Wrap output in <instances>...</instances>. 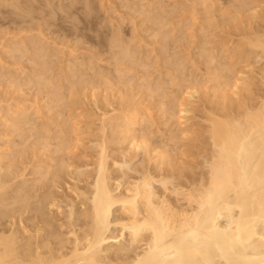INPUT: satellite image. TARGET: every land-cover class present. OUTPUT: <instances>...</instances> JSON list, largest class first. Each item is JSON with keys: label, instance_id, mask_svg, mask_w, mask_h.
Listing matches in <instances>:
<instances>
[{"label": "bare ground", "instance_id": "obj_1", "mask_svg": "<svg viewBox=\"0 0 264 264\" xmlns=\"http://www.w3.org/2000/svg\"><path fill=\"white\" fill-rule=\"evenodd\" d=\"M19 1H21V0H19ZM19 1H18V6H19ZM180 1L182 2V0H180ZM195 1H194V3H195ZM230 1H232L231 4L234 7L233 9L234 10L236 9L238 14H239V12L240 13L245 12L244 10L246 8H249L250 11H252V8H250L252 6L251 3H253V5L255 7H257L254 3L257 0H254V2L251 0H230ZM258 1H262V0H258ZM12 2L15 3L16 0H14V1L12 0ZM71 2H74V1L72 0ZM153 2H155V1H153ZM156 2H157V0H156ZM159 2H160V0L157 2V4ZM161 2H162V0H161ZM181 2L179 3L180 5H181ZM203 2H201V0H200V4H199L200 8L202 7V5H204V4H202ZM263 2H264V0H263ZM194 3L192 0V4H194ZM214 3H212V4H214ZM217 3H215V4H217ZM136 4L137 3L133 4V6ZM190 4H191V0H190ZM231 4H229V7ZM256 4H258V2ZM261 4H262V2H261ZM76 5H77V1H76ZM144 5L142 8H145L146 5L148 7L150 6L149 4H146L145 6ZM70 6L72 7V3L70 4ZM86 6H87V4L85 5V8H86ZM154 6H157V7H155V9L157 8L158 10H160L159 9L160 6H159V8H158V5H154ZM164 6H165V4L164 5L161 4L162 9L160 10V13H162L163 8H164V10L166 9V7H164ZM169 6H170V4H169ZM173 6H175L174 2H173ZM16 7H17V4H16ZM22 7H24V5ZM27 7H30V5H27ZM71 7H69V8H71ZM89 7H90V5H89ZM128 7H130L129 4H128ZM151 7H152V5H151ZM177 7L175 10H178L179 7H181V6H179L178 9H177ZM194 7H196V5L193 6V9L191 8L192 11L194 10V13L198 11V13H199L200 8H199V10L197 9V11H195ZM197 7H198V4H197ZM214 7H213V9H214ZM255 7H253V8H255ZM135 8H136V6H135ZM168 8L170 9V7H167V9ZM138 9L139 8H137V10ZM146 9H148V8L146 7ZM149 9H151V8H149ZM149 9H148V11L146 10L145 13H144L145 9L141 10V11H143V15H145L146 13L148 14ZM224 9H225V7L223 8V11H224ZM259 9H261L260 5H259V8L257 7L258 12H260ZM24 10H25V8H24ZM59 10L61 11L62 9L59 8ZM73 10H74V8H73ZM89 10H90V8L88 9V11ZM134 10H136V9H134ZM203 10H204V7H203ZM209 10H211V9H209ZM216 10L217 9H215V14H217ZM221 10H222V8H221ZM255 10H256V8H255ZM32 11H33V9H32ZM36 11H37V9H36ZM48 11H49V9H48ZM132 11H133V9H132ZM226 11L228 12L227 8H226ZM229 11H231V10H229ZM246 11H247V9H246ZM22 12H23V10H22ZM63 12H64V10H63ZM79 12H80V10H79ZM138 12H140V11H138ZM156 12H157V10L156 11L154 10L155 14H152V16H151V13H153V11H151V13L149 12V14H150L149 17L151 16V19L149 18L145 21H148V22L152 21V24L157 22L156 27L157 28L159 27V30H160L159 32H157V34H158L161 32V27L164 24H165L164 30L167 28L166 27L168 25L167 22H169L167 15L169 14V12H170V14H172V12H171V9L168 13L166 10L165 13H167V15L165 16V18L167 17V20H166L167 22L164 21L165 23L163 22V20H165V18H164L165 14L162 17V14L160 15L158 12L157 13ZM188 12H189V10H188ZM205 12L206 11L204 10L202 14H199V15L197 14L198 17H201V16L203 17L205 15ZM227 12H225V13L227 14ZM57 13H59V12H57ZM83 13H84V11H83ZM85 13H86V11H85ZM91 13H90V15H91ZM212 13H214V11H212ZM234 13H236V12H234ZM246 13H247V18H248V12H246ZM254 13L256 14L257 11ZM262 13H264V12H262ZM23 14H24V12H23ZM25 14H27V13L25 12ZM147 14H146L145 19L148 18ZM175 14H176V12H175ZM191 14L193 15V13H191ZM208 14L211 15L210 13H208ZM250 14H249V16H251V18L253 19L252 22L255 21L254 19H258V22L261 23L259 21V17L261 16L260 13H259V15H260L259 17H257L258 13H257V15H255V14H252L250 12ZM173 15H174V12H173L171 18H173ZM244 15H242V17ZM262 15L263 16H261L260 19H263L262 21H264V14H262ZM88 16H89V13H88ZM211 16H212V18L208 17L209 19H207V20L205 19V17L204 18L201 17L203 20L200 19L199 21L202 20L205 22V20H206L209 22V21H212V20L218 18V17L214 18L213 15H211ZM237 16H234L233 18H235ZM255 16H256V18H255ZM23 17H25V16H23ZM50 17H51V14H50ZM198 17H194V18H197V20H198ZM229 17H230V14H229ZM221 18H224V17H221ZM233 18H231V20H230L231 22H233ZM237 18L235 20L236 22H237ZM34 19L35 18H33V20ZM50 19H52V18H50ZM228 19H230V18H228ZM238 19H240V18H238ZM224 20H225V18H224ZM192 21H194V20L192 19ZM202 21H201V24L204 25L203 27L209 26V24H207V26H206L205 25L206 22L204 23ZM240 21H242V20L240 19ZM179 22H181V21H179ZM195 22L196 21H194V23ZM222 22H220V24H219L220 27L222 26V24H221ZM250 22H251V19H250ZM256 22H257V20H256ZM160 23H162V24H160ZM209 23L211 24L212 22H209ZM215 23H217V22H215ZM243 23H241V24H243ZM158 24H159V26H158ZM245 24H246V22H245ZM245 24L241 25V28L244 27ZM247 24H248V25H246L247 30L244 29L245 31H243V29H241V28H240L241 30L240 29L238 30L240 22H239V25L237 24L238 33L240 31L241 33H239V35H240V37L241 36H243V37H241V39L239 38V42H242V43L240 44L238 42L239 45L236 46V49L233 48L232 51L231 50L228 51L229 46H227L228 50H225L226 49V46H225L226 43L225 42H227V41L224 42L225 38L223 39V42H224L223 44H225L224 45V51H223V54H222V51L220 53L224 57L221 56L220 58H222V60L225 59V61L227 58V60H229V61H226V63L228 62V64H225V62H224V65L222 62L220 67H223L224 70H222V68H221V70L219 72H220V74L223 72H225V73L228 72V75H224L225 74L224 73V74H222L223 76H221L218 72V74L220 76L218 75L217 77H215L213 74V76H211V77H214L213 80L214 81L216 80V83L218 81L219 84H220V80H223L221 82L225 81V83L221 84V87H222V85L224 87V84H225L226 88L224 87L223 89H221L219 87L218 83H217L218 87H216L215 85H214V87L210 86L211 89L212 88L214 89V92L217 88L221 89V90L219 89L220 91H222L221 94H220V91H218V90L217 91L220 95V99H218V100L222 101V103L220 102L221 105H218V107L221 106L220 108H215L214 110L210 111L208 113L209 114L208 118L206 117L207 120H205V121L208 122L207 128L205 126V128L207 129L205 132L206 133L205 136H206V140H207L206 144H205L206 147L204 150H202L201 153L199 152L200 151L199 148H198V150H199L198 153H197V149H195L196 153H197L196 156L194 154H193L194 156L191 155L192 153L189 152L191 150L190 147H189L190 150L188 152L185 151L186 148L183 150V148L185 146L188 147V145H186V143H185V145L183 143H182L183 145L181 144L183 146L182 150H181V148H178L177 143H178V145L180 144L179 142L181 140L179 141V138L182 137L180 132H179V134L181 137H179V134L176 133L178 135V137H176L177 135L175 137L178 139L175 140V138H173L175 142H174V150H171L172 152L168 151V149L165 150L164 148H163L164 150L163 149L159 150L158 149L159 147L157 145L156 146L158 148H156V149L149 150V147L147 149V146H149L148 144L151 141H149V143H148L146 141L147 138H145V136H146V134H148L149 136L148 135L147 136L151 137L150 134H152V133H150V132L144 133L142 131L140 132V130L138 128H139L140 124L142 127L143 123H141V122L146 123V121H148L147 123H149L150 125L151 124L154 125V123H150L151 118L148 119V117L146 116L147 117V120H146L145 115L139 113L140 112V110L138 108L139 107V102H138L139 97L137 98L138 103H136V101L134 100L135 98L133 99V96L130 95V93H129V95L132 96V99L135 101V104H137L138 107L135 105V108L138 109L139 112L136 113L134 111V113H132V111H133V107L131 106L132 104L128 105L132 108V111L130 109L131 115H129V117L128 116L123 117L124 115L122 117L121 116L115 117V119L117 118L118 121L119 120L123 121L121 124H120V122H118L119 125H116V126H113V124H112L115 122V120H114V117H110L111 115L108 114L109 110L106 112L109 116L102 112V114H103L101 116L102 118L98 115V113H96L95 117L99 116L98 118H101V123L98 121L99 126L96 125L97 127H100L99 132L101 130L100 134H97V137L94 138L96 143L93 141V138H91L92 144H93V142L95 143L94 151L96 150L95 151L96 155L94 157H92V151H93V149H92L93 147H92L91 148L92 149L91 156H89V158L90 159L94 158V159L92 160V162H90L91 166H83L84 169L86 167H88V168L91 167L88 169L89 171L88 170H87V172H81V171L78 172L77 171V172H75V174H73V171H75V169L81 170V168H82L79 165V169L75 168L76 167L75 166L74 167L75 169L73 171L71 170V169H73V167L71 165L73 163V161H71V160L74 159V156L72 154L74 153V155H75V153H76L75 151H78L80 149V147H81V149L84 148L80 145H83L82 140H83V142H85V140L82 139V137L84 138L85 136L83 135L81 137L79 134L80 133L79 131L81 130L84 132L85 128H89V127L92 128V125L90 126V124H89L88 125L89 127L86 126L83 128L84 129L83 130V129H81V126H76V125L73 126L72 122H71L72 125L69 123L71 125L70 126L68 124V121L65 120V121H62L64 123H62L60 121L63 124V126L59 125L60 122L58 123V125L60 127L62 126L61 129L58 128L57 131H53L51 129V123L48 124L44 120H41L43 122V126L34 128V125H33L34 123H33L32 114H31L32 111L28 112L31 110L30 108H28V111L25 109L27 107V105H29V102L27 101V99L23 98L24 92L22 93V98L24 99V102L23 103L21 102V103L23 105L25 103V100H26V102L28 104L25 103V105H26L25 108L20 107L19 106L20 103L15 104L17 106H14L13 103L14 102L16 103V101H13L12 104H9L10 101L9 102L7 101V103L9 104L8 105L7 103H5L4 98L2 97V96H4V94L1 95L3 100H0V124L1 123L5 124V126L2 125V127L4 128L3 130L5 131V127H6V125H8V129H9V127H12V129L10 128V131L13 130V128H15V129L17 128L19 131L22 128L23 131H21V133L24 134L27 130H29L28 126L29 127L31 126L30 127L32 129L31 133L33 132L31 137H36V138H35V140H33L34 144H31L30 152L28 149V154H27V149L25 150L26 153L23 152V155H21V153H19V149H16V152H14V153L15 154L19 153L20 155L18 154V156H20V157L16 160L14 159L15 161L10 159V155H9V154H11V152L9 153V150L12 148L11 147L12 145L8 146L7 152L9 154L7 156V155H5L6 153H4L6 151V149L4 151L2 144H1L2 149L0 148V264H215L216 258H223V259H225V261H227L228 264H264V68L258 69L260 71L257 70L261 75L262 84H260V85H261L262 89H261V87L258 89V90H260V89L261 90L258 93L256 92L257 93L256 95L254 94L255 97H253V94H252V89H253L252 82L253 81H250L251 84L249 83V79H251V78L244 77L246 75V73L242 69H240V70L238 69L239 72L236 71L237 69L234 70L236 60L240 61L241 59L250 58L252 55H253V58H257L259 60L258 61L255 59L256 61L264 62V22L261 23L262 24L261 26L259 25L260 27L257 26V28L254 27L253 29L249 28V27L253 26L252 24H251V26H249V22ZM149 25H150V23H149ZM188 25H189V23H187L186 27ZM191 25H192V23H191ZM153 26H155V25H153ZM153 26H152V28H154ZM211 26H213V23ZM218 26H216V27H218ZM224 26H225V24H224ZM37 27H38V25H37ZM234 27H236V25H234ZM35 29L36 28H34V30ZM175 29H173L174 31L172 33L175 32ZM209 29L210 28H208V31H210ZM231 29H233V28L231 27L230 30ZM162 30H163V28H162ZM183 30H182V32H183ZM217 30H218V28H217ZM228 30L226 31L227 32L226 34L230 35L231 32L229 33ZM30 31H31V29H30ZM50 31H51V28H50ZM115 31H116V29H115ZM118 31H119V28H118ZM120 31H122V29ZM26 32H28V31H26ZM36 32H38V31H36ZM40 32H42V30H40ZM20 33H22V31ZM33 33H34V31H33ZM153 33H152L151 37H153ZM155 33H154V37L156 36L155 38H157L158 35H156ZM208 33L209 32H207V35H208ZM214 33H216V32H214ZM236 33H237V31H236ZM27 34H30V33H27ZM110 34L112 35V32ZM119 34H120L119 32L117 34H113L114 36H113L112 40L109 39L111 37V36H109L108 39L111 40V42H110V45L107 46V48L111 49V51L113 49L118 51V49H116V48H121V50H122V52H120V51L116 52L115 54L116 55L119 54V57H115L116 56L115 55L114 56L115 60L111 61L112 62L111 65L114 66V69H112V70H114L115 73L117 72V75L115 74V76H117L118 78L120 76V72H118V71L122 69V67H120L119 70L117 69L118 65L120 64V61L123 63V61L126 60L125 58L127 56L131 55L130 51H129V47H130V50H132V47L130 46L129 43H127L129 45L128 48H126L127 46L125 47L126 43H124V46H123V44H122L123 35L121 36V38H122V41H121L118 37ZM168 34H169V32H168ZM203 34H204V32H203ZM39 35L41 37V34H39ZM43 35H42L43 36L42 40H44V37H45V34H43ZM202 35H199V37H198L195 34V36H197V38H200V39H201ZM191 36H190V38H191ZM204 36H206V34H204ZM209 37L212 40L213 36L212 37L209 36ZM226 37H229V36H226ZM26 38H27V36H26ZM158 38L160 39V36ZM161 38L163 40L166 39V41H167V38H169L167 35V30L165 31V33H162ZM213 38H215V37H213ZM220 38L222 39L221 36H220ZM221 39L217 40V38H216L217 41H221ZM234 39H235V37L233 38V40L231 37V40L235 42ZM39 40H41V39L39 38ZM133 40H134V38H133ZM133 40L130 39V43ZM150 40H152V39H150ZM153 40H156V39H153ZM207 40H209V39H207ZM20 41H22V40H20ZM37 41L38 40H36L35 36L32 38V40L30 38V42L33 45V47L28 43L29 44L28 46H31V48L30 47L28 48V49H30L28 51H27V48L24 47L27 45H24V43H23L24 41H23L20 44V46L22 47V44H23L24 49L20 48V50L23 49V51H24L26 49V51H24L23 55L25 56V53L28 52L27 55L29 56V54H30L29 57H31V52H32L33 53L32 59H30V60L27 59L26 61L30 62L29 65H31V67L33 65H35V66H38L39 68H41V70H42V67H44V70H43V72L42 71L39 72L40 70L38 72L37 71L34 72L35 68H37V67L34 68V66H33L34 71L32 70V72H31L33 74H30L31 77H33V78L30 77L31 79L29 78L30 81H28L26 79L27 77L26 78L24 77L26 82L21 81V83H20V81H19L20 84H18L17 86L20 88V85L22 84L21 88H25V86L28 87V85H29V86H33L32 90L35 87V89H37V91L39 90L38 88H40V89L43 88V91H46L45 90L46 87L53 84V92L52 93L50 92L51 94L49 93L50 95H52V97H51L52 99L50 100V104L52 106L51 102H53V104H55V102H56V104L61 102V105H62L63 102L65 103L64 99H66V95H64V93H66L67 91L65 92L64 87H62L64 89V90H62V88L58 85V81L60 82L62 79L64 80V78H65L64 83L66 81L67 83L70 84V86L72 85L71 87H73V86L75 87V86H77L76 84H78V86H79L80 84L83 83V82L82 83L78 82L79 80H76V79H78V77H79L80 80H82L84 77L82 78L81 76L77 75V73L79 71H76V68H75V70H74V68H73V70H72V68H70V67H72V65H69V64L74 63L75 62V59H74V62L68 61L69 62V64H68L69 65V69H68L69 72L67 74L65 73V72H67V69L65 70V72H64V70L62 71L60 69V71L62 73V74L60 73V76L63 74L65 76L63 75L64 78H62V79L60 78L61 80H58L56 82L57 85L54 84L55 82H53L54 81L53 78L57 75H54V77L51 76V79L49 78L50 80L47 79L46 76L48 74L50 75V72L52 71L50 69H49L50 71L49 70L47 71V68H49L48 66H50V68L52 69L51 65L54 64V63H52L53 61H51V59H49V57L51 58L53 56L47 57L46 55H51V53L48 54L49 51L46 50L47 53L44 54L43 49L40 48V47H44L43 45L45 44V42L43 41L44 42L43 45L41 44V46L38 48ZM124 41H126V40L124 39ZM127 41L129 42V40H127ZM168 41H169V39H168ZM205 41H206V39H205ZM205 41H204V44H205ZM213 41H215V40H213ZM54 42L56 43V41H54ZM141 42H140V44H141ZM175 42H176V40H175ZM39 43H41V42L39 41ZM150 43H151V41H150ZM218 43H221V42H218ZM228 43H229V41H228ZM36 44H37V46H36ZM148 44H149V42H148ZM170 44H171V42H170ZM206 44H207V42H206ZM211 44H212V42H211ZM211 44H208L205 46L207 47L210 45V48H211ZM230 44H231V42H230ZM17 45H19V44H17ZM161 45L163 46V43L160 44V46ZM213 45H215V43L212 44V47H213ZM46 46H47V42H46ZM173 46H174V44L172 45V47ZM181 46H183V44ZM201 46H204V45H201ZM216 46H217V43H216ZM234 46H235V44H234ZM168 47H170V45H168ZM4 48H5V46H4ZM135 48H136V46H135ZM135 48L133 47V50ZM178 48H179V46H178ZM217 48L215 47L216 51H217ZM222 48H223V46H222ZM17 49H19L18 46H17L16 50ZM32 49H34V50L31 51ZM48 49H49V46H48ZM140 49L141 48H139V50ZM150 49L153 50V48H150ZM219 49H218V52H219ZM16 50H14L15 53H17V52L19 53V51L16 52ZM133 50L131 51V53L132 52L134 53V51H135V53H137V51H136L137 49L134 51ZM156 50H157V48H156ZM202 50H203V48L200 50V52L198 50V53H201ZM206 50H205V53L202 52L201 54H199L200 57L197 54L196 55L197 58L198 57L201 58V56L203 54H206ZM211 50H213L212 52H215L214 48H211ZM12 51H13V49H12ZM12 51H11V53L10 52L9 53L12 54L13 53ZM29 51H31V52L29 53ZM208 51H210L209 48H208ZM71 52H73V51H71ZM90 52L93 53L92 50L89 51L88 53H90ZM120 53H121V56H120ZM146 53H148V51ZM159 53L161 55V51H159ZM159 53H157L158 56H159ZM164 53H165V51H164ZM216 53L214 54V56L216 55ZM234 53H236V55H235L236 60L234 59V55H233V57L231 56ZM107 54H108V52H107ZM168 54H170V53H168ZM208 54L209 53H207V55ZM23 55L21 52V59H18L20 56L18 57V55H17V57H18L16 59L17 64H15V65H19L18 61L22 60ZM139 55L140 54H138V56ZM142 55H143V59H140V61H144V63H145V60H147V62H149L147 59L148 55H146V59L144 58L145 55L144 54H142ZM164 55L162 53V57H160V58H162V60H165V58H166V57H164ZM219 55L220 54H218V60H219ZM136 56H137V54H136ZM171 56H173V55L171 54ZM171 56H170V58H171ZM196 56L194 55V57H196ZM67 57H68V55H67ZM97 57H98V55H97ZM114 57H112V58L114 59ZM134 57H135V55H134ZM157 57H155V58L157 59ZM176 57L178 58L177 55H176ZM180 57H181V55H180ZM205 57H206V55H205ZM26 58H27V56H26ZM47 58L49 59L50 62L45 69V66L48 63ZM88 58H89V56H88ZM93 58L94 57H92V59H89V60H93ZM100 58H101V56H100ZM100 58H98V61ZM109 58H111V56ZM177 58H176V60H177ZM156 59H154V60H156ZM172 59H173V57L171 58L170 61H172ZM180 59L181 58H179L178 64L176 63L177 66L174 64V60H173L172 64L174 65V67L176 66L177 68H178V65H180V67L182 66V69H183L184 64L181 65L180 62L183 61L184 59H182V60H180ZM208 59H209V61H208ZM76 60L78 62L79 59H76ZM89 60H88V63L90 64ZM96 60H97V58H96ZM131 60L134 61L133 64L135 63L134 64L135 68H133V70H137L138 67L136 68V65H137L138 59L136 60L135 58L133 59L132 57H130V61H128V58H127L126 62H128V65H129V63H131ZM135 60H136V62H135ZM154 60L152 62H149V63L153 64ZM159 60H158V62H159ZM176 60H175V62H176ZM215 60L216 59L213 58V55H211V52H210L209 56L206 57V60L203 58V61H206V62L208 61V63H203V64H212ZM218 60H216V62ZM233 60L235 62H233ZM165 61L167 62V60H165ZM186 61H183V63H186ZM239 61H237V64ZM248 61H250V59ZM86 62L87 61H85V64H86ZM107 62L109 63V61H107ZM113 62L116 64L114 65ZM229 62H230V64H229ZM65 63H66V65H65ZM65 63L63 65L68 66L67 62H65ZM93 63H94V61L92 62V64ZM97 63H99V62L96 61V65H97ZM100 63H102L101 59H100ZM122 63H121V66H123ZM159 63H161V62H159ZM189 63L191 65L193 64V63H191V60ZM240 63H242V62H240ZM138 64H140L139 60H138ZM162 64H163V62H162ZM217 64H216V66H218ZM77 65H78V67L79 66L83 67L84 64L81 66L80 63L79 64L77 63ZM77 65L75 63V65H73V67H76ZM107 65H106V68H107ZM125 65H126V63H124V66ZM156 65L153 64V67ZM169 65H171V64H169ZM245 65H246V62H245ZM65 66H64V68H65ZM85 66L87 67V65H85ZM98 66L99 65H97V67H96L94 64V65H92V68H94L96 70V69H98ZM100 66H101V64H100ZM100 66H99V71L101 72ZM129 66H127V68ZM138 66H140V65H138ZM151 66L152 65H150V68H151ZM165 66H166V64H164V66H162V68L165 69L166 68ZM209 66L210 65H208V67ZM216 66H214L213 69H212V67L210 68V69H212V70H210L211 73H217L215 71ZM78 67H77V70H78ZM146 67H147V70H145L146 68L144 69V67L142 65L141 70L144 69L145 71L148 72V69H150V68H148L149 66H146ZM159 67H160V64H159ZM193 67H195V64ZM263 67H264V63H263ZM28 68H30V67H28ZM92 68H91V70L90 69L89 70L87 69V70L91 71L92 74H95V71H94V69L92 70ZM108 68H110V67H108ZM130 68L132 69V67H129V71H130ZM172 68L173 67H171V70L173 71L174 68L173 69ZM184 68L185 69H183V70L181 69V71H183L182 72L183 75H184V72L186 70V67H184ZM248 69H247V71L249 72L250 69L249 70ZM254 69L255 68H252L250 73H252V71H253V74H254V71L256 72V70H254ZM12 70H14V69H12ZM20 70H26V68L25 69L21 68ZM165 70H167V69H165ZM178 70H179V68H178ZM207 70H209V69H207ZM213 70H214V72H213ZM241 70L244 72H241ZM14 71H13V75L10 76V79H11V77L14 78V73H15ZM85 71L83 72L84 74H85ZM99 71H97V72H99ZM123 71H125V70H123ZM156 71H158V69ZM172 71L171 72L168 71L165 78H167L168 73L170 74V76L172 74L173 76L171 77L169 83H171V86H172L173 82L175 83L176 82L175 80H177V86H176V83H175V86L177 87L176 89H178V87H179L178 83L179 82H178V79H176L177 75L175 76L176 78H174L175 80L173 79V82H171L172 78L175 75V74H173ZM187 71H188V69H187ZM210 71L205 72L206 75H208V74L210 75ZM19 72L23 73V71H19ZM47 72H48V74H47ZM121 72H122V70H121ZM125 72H122L121 75ZM248 72H247V75H248ZM25 73L27 74V71ZM25 73H24V75H25ZM88 73H90V72H88ZM101 73H102V75H101V77H102L104 73L103 72H101ZM128 73H130V72H128ZM165 73H166V71H165ZM259 73H256L257 74L256 77L259 75ZM0 74H2L4 76V80H5V76L6 77L8 76L6 74L4 75L3 73H1V71H0ZM45 74H47V75H45ZM84 74H82V76H84ZM126 74H127V72H126ZM147 74L144 73L145 76ZM180 74H181V72H180ZM192 74H193V72H192ZM16 75H17V73H16ZM51 75H52V72H51ZM86 75H87V73H86ZM98 75L100 76V73ZM98 75H97V73H96V76L94 75L95 77H94L93 81H95V78L98 79L97 78ZM108 75H109V73H107V77L106 76H104V77L109 79ZM162 75L163 74L161 73V75H160L161 77L158 76L159 80H156L157 82L158 81L160 82L161 79H164V75L163 76ZM209 75L207 77H209V81H210ZM249 75L248 76L251 77V74H249ZM21 76L23 77V74ZM60 76H58V77H60ZM127 76H128V74L126 75V77ZM139 76H141L142 77L141 79L143 80L142 72H141V75H139ZM58 77L55 78V81H56V79H58ZM91 77L93 78V75ZM101 77H99V78H101ZM104 77H103V79H105ZM123 77H124V75H123ZM256 77L253 76L254 79ZM19 78H21L20 74H19L18 79ZM24 78H23V80H24ZM92 78H89V76H88L87 81H85L86 78L84 79V81H85L84 85L86 86V90H85L84 85H81V87L79 86L80 90L83 89L84 91H86V92H83V96L82 95L80 96L82 100H83V97H86L84 94L87 93L89 95L88 92L91 91V89L89 88L88 85H90V87H91L90 83L92 82ZM120 78H121V76H120ZM133 78L134 77H132V79ZM148 78H149V76H148ZM180 78H181V76L179 77V79ZM184 78H185V75H184ZM194 78H196V75ZM8 79H9V77H8ZM16 79H14V80H15V83L17 84L18 79L17 80ZM74 79L77 82H73ZM88 79H91V81H88ZM108 79L105 80V82L107 81V84L104 85L105 88L107 87L108 82L110 81V79L109 80ZM136 79H137V77H136ZM152 79H154V78H152ZM185 79L190 80L188 76ZM191 79L193 80L192 76H191ZM133 80H132V82H133ZM142 80H141V82L143 83ZM145 80H147V79H145ZM184 80L183 81L181 79L179 80L182 82L181 84H183L185 82L183 84L184 86L182 85L184 91L181 90L182 86L179 87V88H181L180 93L181 92L186 93V94H184V95H186V98L184 100L182 99L183 101H185L187 99V92L186 91H188V98H190L191 96L193 98V96L195 94H198V95L200 94L199 90H200V88H201L200 86L202 84L205 86L208 83H210V82H207L208 80H205L207 82V84H205V82L204 83L202 82V84L200 85V83L198 82L199 79L198 80L196 79L198 82V87L195 85L197 82H194V84H193L194 87L195 88L197 87V89H195L194 87L192 88L193 85L191 84V82L193 83V81H190L189 82L190 85H189ZM259 80H260V78H259ZM118 81H120V80H118ZM130 81H131L130 79H129V81L127 80V84H125V85L132 87V85H130L132 82L130 84H128ZM149 81L151 82V78ZM12 82H14V81L12 80ZM12 82H11V84H13ZM105 82L103 80V84H105ZM211 82H212V79H211ZM23 83H28V84H25V86H23ZM31 83H32V85H31ZM61 83H62V85H64L63 82H61ZM61 83H60V85H61ZM110 83L113 85L112 81ZM110 83H109L107 88H109L111 90V87H112L111 91L117 90L116 89L117 85L115 88V87L111 86ZM135 83H134V85L137 86V84H135ZM138 83L140 84V81ZM152 83L153 82H151V86H152ZM214 83L215 82H213V84ZM92 84H93V88H94V85L96 86V90L95 89L92 90L93 92H91L90 96L93 97L94 100H96L97 94H98V96L101 94V93H99L100 88L97 90V87H100L103 84L100 86H98L99 84H94V82H92ZM123 84H124V82H123ZM185 84L186 85L188 84L187 87L190 86V88H192L191 92H189L190 88L185 90L186 89V88H184L186 86ZM210 84L212 85V83H210ZM14 85L15 84H13L10 87L13 88ZM125 85H124V87H125ZM165 85L167 86L168 83H165ZM165 85H163V87ZM66 86H67V84H66ZM78 86H77V88H78ZM104 86H102V87L105 90ZM109 86H111V87H109ZM119 86H122V85H119ZM140 86H141V84H140ZM140 86H138V87H140ZM153 86L149 87V88L147 86V88L144 89V93H145L146 89L149 90L150 88H152L151 92L154 93L157 88H155V90L153 92ZM36 87H38V88H36ZM68 87H69V85H68ZM71 87H69L68 90L74 89L73 92L74 93L77 92V89L75 90V88H71ZM142 87H143V84H142ZM163 87H161V88H163ZM87 88H89V89L87 90ZM107 88L104 92L102 90L103 93H105V92L107 94L109 93L108 95L105 93L104 97L102 96L103 100L100 96L101 100H99V101H102V103H104L106 101L109 102V100L112 99L111 98L112 95L114 94V92H110ZM136 88H135V90H136ZM254 88L256 89V86ZM25 89H27V88H25ZM130 89H132V88H130ZM193 89H195V90H193ZM211 89L209 88V90H211ZM213 89L211 90L212 92H213ZM16 90H17V88L14 89L15 92H16ZM32 90L30 89L29 92ZM166 90H167V92H166ZM166 90H165V92L168 94V92H170L172 89L170 91H168L169 89L167 87ZM17 91H19V90H17ZM37 91H36V93H38ZM43 91H42V89L39 91L40 95L43 94L42 93ZM49 91H51V89H49ZM49 91H47V92H49ZM97 91H98V93L95 94ZM119 91L121 92V89ZM119 91H118V93L115 92V94L117 96H122L119 94ZM127 91L125 93H127ZM158 91H159V87H158ZM163 91H164V89H163ZM217 91H216V93H217ZM73 92H72L73 98L72 97L70 98L71 91H69L66 100H68V97H69V99L76 101L75 95H77V93L74 95ZM133 92H134V89H133ZM159 92H161V91H159ZM159 92L157 93L158 95H159ZM172 92H173V90H172ZM172 92H170V93L172 94ZM6 93H7V91L5 92V96H7ZM9 93H8V95H9ZM27 93L28 92H26V95H27ZM92 93H93V96H92ZM14 94L15 93H12V98H13ZM80 94H82V93H80ZM115 94H114V96H115ZM157 94H155V96H158ZM160 94H161V96H163L162 95L163 93H160ZM176 94H178V93L176 92ZM181 94H183V93H181ZM19 95H21V94H18V96ZM136 95H139L138 92ZM143 95L146 96V94H143ZM150 95H151V93H150ZM172 95H174V94H172ZM184 95H182V96H184ZM18 96H17V99L19 100ZM78 96L79 95H77V97ZM126 96L128 97V95H126ZM161 96L159 97V99L161 98ZM9 97H11V95ZM32 97H33V95H32ZM34 97H36L35 93H34ZM87 97H89V96H87ZM163 97L165 99V95ZM166 97H168V96L166 95ZM174 97H176V96L174 95L172 98L170 96V99H173V100H171V101L168 100V101H170V103L167 102V104H169L168 107H170V110L173 109V111H174V108L177 106L176 108H178V109L181 108V110L179 112L186 113V115H187L188 111H187L186 107L188 105L184 104V103H183L184 105L182 103H179V105H177V103H178L177 100L179 97L176 98L177 100H175ZM235 97H237V99H239V100L236 101ZM6 98H5V100H6ZM119 98H116V96H115V99H117V101L123 102L122 108H123V110H125L127 100L125 102L124 99L126 97H124V95H123L124 101L121 100L122 97L120 98V100H119ZM23 99H22V101H23ZM49 99H50V97L48 98V96H47V99L45 100L46 103L49 102ZM104 99H105V101H104ZM132 99L129 101L132 102ZM168 99H169V97H168ZM7 100H8V98H7ZM30 100H32V99H30ZM77 100H78L77 104H78V102H79V104L82 103V101L80 103V99H77ZM84 100H86V99H84ZM89 100H90L89 103H91V102L94 103L93 100L90 99V97H89ZM113 100H114V97H113ZM113 100H111V101H113ZM41 101H43V100H41ZM111 101L108 104L111 105ZM117 101H116V103H117ZM161 101L162 100H160V102ZM180 101L181 100H179V102ZM183 101H181V102H183ZM216 101H217V98H216ZM37 102H38V100H37ZM107 102L104 103L105 107L107 106L106 105ZM141 102H142V98H141ZM17 103H18V101H17ZM31 103H32V101H31ZM69 103H70V100H69L68 104ZM72 103H74V102L72 101ZM96 103H97V101L95 102V104ZM113 103L115 104V102H113ZM113 103H112V106H114ZM185 103H187V102H185ZM5 104H7L8 106L7 105L5 106ZM33 104H34V102H33ZM50 104H49L50 113L52 114L53 110L57 109V108H55V106H54V108L51 107ZM70 104H69V106H74L73 109L75 110L76 104L75 103H74V105H70ZM97 104L100 105V102ZM124 104H125V106H124ZM133 104H134V102H133ZM36 105H34V106H36ZM67 105H66V108L64 105V108H65V111L67 109L66 117H67V119L70 120L72 117H69V115L74 116V113H73V115H71L72 113L70 112L71 114L69 113V115H67L69 110L73 111V109L71 107H70L71 108L70 109ZM93 105H92V107H93ZM152 105H154V104H152ZM185 105H186V107H185ZM39 106H41V104ZM39 106H38V108H39ZM62 106H56V107H58V111H57L58 114H60L59 109ZM83 106L85 107V105H83ZM108 106L106 108H108ZM128 106H126V109H128ZM141 106H142V104H140V107ZM162 106L165 107V104L164 105L162 104ZM5 107H8V108H5ZM28 107H31V105ZM41 107H45V103H44V106H41ZM78 107H80V105L77 106V109H78ZM86 107H87V105H86ZM100 107H101V105H100ZM117 107L118 106H116L115 110H117ZM120 107L121 106L118 107L117 112H119ZM145 107H143V110H145ZM148 107H149V105H148ZM51 108H53V109H51ZM94 108H95V106H94ZM110 108H111L110 112L112 111L113 115H114L115 110L113 111L112 107H110ZM122 108H120V110H122ZM135 108H134V110H135ZM176 108H175V110H176ZM182 108H184V109H182ZM98 109H100V108L98 107ZM98 109L95 108V111ZM101 109H102V107H101ZM104 109H102V110H104ZM164 109L167 111L166 108H164ZM61 110H62V108H61ZM79 110H80V108H79ZM5 111H7V113L11 116L10 117L6 113V115L9 116L8 122H9L10 118H13V120H11V122L14 121V123L9 124L6 121L7 116L5 115ZM26 111H27V114L29 113V116H26L27 114L25 115ZM41 111H42V113H43V111L47 112V110H43L42 108H41ZM65 111L63 109L62 112H64V114H65ZM95 111H94V113H95ZM128 111H127V115H128ZM130 111H129V114H130ZM185 111H187V112H185ZM39 112H40V110H38L37 114H39L41 116L42 114H41V112L40 113ZM77 112L79 113V111H77ZM104 112H105V110H104ZM170 112H172V111H169V113ZM50 113H48V114L50 115ZM145 113H146V111H145ZM165 113L167 114L168 112H165ZM35 114L36 113H34L33 116H35ZM58 114L55 113V115L59 117ZM123 114H124V111H123ZM61 115H62V113H61ZM78 115H80V113ZM173 115H175V112L173 113ZM4 117H6V120L4 119ZM41 117H40V119H41ZM54 117L55 116H53V119H54ZM149 117H150V115H149ZM159 117H157V118L159 119ZM170 117L173 118V116H170ZM45 118L47 119L48 117L47 116L45 117V114H44V119ZM65 118H63V119H65ZM76 118H77L76 123L78 125L81 124L78 122V120H79L78 116ZM76 118H75V121H76ZM82 118L80 116V119H82ZM92 118H94V117H92ZM53 119H52V123H53ZM58 119L63 120L60 117L57 119L55 117V122ZM49 120L51 121V119H49ZM96 120H97V118H96ZM35 121H36V117H35ZM75 121H74V124H75ZM38 122H39V118H38ZM81 122L84 123L85 121L81 120ZM108 123H110L112 126V132L116 130L117 135H119V136L121 135V137L118 136L119 139H117L118 137H116L117 140L116 139H113V140L111 139V141L109 140V138H108L109 136L107 137V131H106L107 126H109ZM39 125H42V124H39ZM53 125H55V124H53ZM86 125H87V123H86ZM25 126H27V130H26ZM64 126H65V128H63ZM66 126H67V128H66ZM111 126H109L110 129L108 128V131L111 130ZM146 126H147V129H146V127H145V129L148 130L149 127L147 124H146ZM2 127L0 126V130L2 129ZM23 127H25L26 131L24 130ZM56 127H57V123H56ZM97 127H95L96 130H98ZM8 129H6V131ZM53 129H54V127H53ZM118 129H121V131L119 130V133L117 132ZM180 130H181V128H180ZM15 131L17 132V130H15ZM15 131H13V132L16 133ZM148 131H151V130L149 129ZM5 132L3 133V131H2L3 134H5ZM94 132L97 133V131H94ZM112 132L110 134L108 133V135H110V138H111ZM153 132H154V130H153ZM141 133H142V136H141ZM155 133L156 132H154V139H155ZM12 134H13L12 132H11V134L9 133V135L11 137H12ZM17 134H19V133H17ZM27 134L30 135V130L27 132ZM27 134L22 135V137H24V138L26 136V139H24L25 143H23V141L20 140L21 143H23V145L19 143L20 144V145H18L19 147H21V145L24 146L26 144L27 140L29 142L30 136H28ZM81 134H82V132H81ZM144 134H145V136H144ZM182 135H183V139H184L185 136H184V134H182ZM5 136H6V134H5ZM5 136L3 137L2 140L0 139V142H2L4 140V138H5V140H7V138H6L7 136L6 137ZM79 136H80V138H79ZM90 136H91V134H90ZM92 136H95V135H92ZM0 137H2V135ZM19 137H20V135H19ZM27 137H28V139H27ZM100 137H101V139H99ZM112 137H113V134H112ZM96 138L99 141H96ZM157 138H158V136H157ZM189 138L187 140L185 139V141H190ZM200 138L202 139V136ZM9 139H11V138H9ZM20 139H21V137H20ZM149 139L150 138H148V140ZM173 139L170 136V140L172 141L171 145L173 143ZM22 140H23V138H22ZM30 140H31V138H30ZM143 140H145L146 142H144ZM193 140H192V142H193ZM196 140L197 139H195L194 142H196ZM12 141H13V139H12ZM114 141H116V144L119 143L120 146H121V144H122V146H123V144H127L126 148L124 145L122 150L120 147V150H118L120 152L119 153L117 152L119 154V155L117 154V156L114 155L115 151L113 150L114 151L113 152V151H111V148H109V145L112 146V144H114ZM167 141L169 142V138ZM86 142H87V140H86ZM160 142L161 141H159V143ZM14 143H15V140H14ZM14 143H11V144H14ZM17 143H18V141H17ZM89 143H91V142H89ZM159 143H157V144H159ZM165 143H166V140H165ZM4 144L5 143H3V145ZM116 144H115V146H116ZM166 144H168V143H166ZM16 146H17V144H16ZM163 146H164V143H163ZM163 146L161 145L160 148ZM9 147H11V148L9 149ZM13 147L17 148V147H15V144L13 145ZM95 147H96V149H95ZM152 147L153 146L151 145V148ZM193 147H194V145H193ZM200 147H201V143H200ZM14 148H12V149H14ZM203 148L204 147H202V149ZM23 149H25V148H23ZM86 149H87V147H86ZM187 150H188V148H187ZM22 151H20V152H22ZM79 151L81 152V150H79ZM89 151H90V148H89ZM14 153H12L11 156ZM15 154H14V157L16 158L17 155H15ZM24 154H27L26 157H24L25 156ZM82 155H83V153H82ZM86 155H88V154H84L85 157H86ZM142 155L145 157L146 160H141V162H142L141 164L139 163V161H140L139 160L137 164L140 166L138 167L133 162H135ZM118 156H119V158H118ZM72 157H73V159H71ZM195 157H197V158L199 157L198 159L201 158V162L199 161V163H196L194 165L195 160H196V162H198L197 158H195ZM69 161H71V163H69ZM88 163H89V159H88ZM134 164L136 166H134ZM132 172L134 175L131 174ZM28 176L31 177V180L28 178ZM64 176H66L68 180H71V183H67L64 179L65 178ZM114 229H115V231L117 230V236H113L112 232H114ZM110 234H112V235H110ZM119 238H120V240L117 241V239H119ZM110 240L111 241L114 240L116 242H114V244H113V242H110Z\"/></svg>", "mask_w": 264, "mask_h": 264}, {"label": "rangeland", "instance_id": "obj_2", "mask_svg": "<svg viewBox=\"0 0 264 264\" xmlns=\"http://www.w3.org/2000/svg\"><path fill=\"white\" fill-rule=\"evenodd\" d=\"M14 1V0H13ZM18 1L19 0H16V4H17V7H16V4L14 3V2H12V0H0V71H1V73H3L4 75L6 74V75H8L7 77L5 76V80H4V76L2 75V74H0V97H1V95H3L4 94V96H2L3 98H4V101H5V103H7V101L9 102L10 101V103L9 104H12V102L13 101H16V103L14 102L13 103V105L14 106H17V105H15V104H19L20 103V107H23V108H25V103H27L26 102V100H25V103L22 105V103L24 102V99H27V101L29 102V105H27V107L25 108L27 111H28V108H30L31 110L30 111H28V112H31V114H32V119H33V125H34V128L35 127H40V126H43V122L41 121V120H44L45 122H47L48 124L49 123H51V129L53 130V131H57V129L59 128V129H61L62 128V126H63V124L62 123H64V122H62V121H65V120H67L68 121V124L70 123L71 125H72V123H73V126L74 125H76V126H81V129H83L84 127H86V126H88L89 124H90V126L92 125V128L91 127H89V128H85V130H84V132L83 131H79L80 133V136L82 137L83 135L85 136L84 138L82 137V139H84L85 140V142H83V140H82V144L83 145H80V146H82V147H84L83 149H81V147H80V149L79 150H81V152L78 150V151H75L76 153H75V155H74V153L72 154L73 156H74V159H73V157L71 158V159H73V160H71V161H73V163L71 164L72 165V167H73V169H71L72 171L75 169V168H78L79 169V165H80V167H82L81 168V170L79 169V170H76L75 169V171H73V174H75V172H87V170L89 169V168H91V167H86L85 169L83 168V166H91V163L90 162H92V160L94 159V158H89V156H91V151H92V149H93V151H92V157H94L96 154H95V151H94V146H95V140H94V138L95 137H97V134H100V132H101V130H100V132H99V128L100 127H97V126H99V122L101 123V116L103 115L102 114V112L104 113V114H107L106 112L109 110V113L108 114H110L111 116L110 117H114V120H115V122L114 123H112L113 124V126H116V125H119V123L118 122H120V124L123 122L122 120L120 121H118V119L116 118L115 119V117H117V116H123V117H126V116H128L129 117V115H131V111H132V108L130 107V106H128V105H131L132 107H133V111H132V113H134V111L136 112V113H138L139 111H138V109H136L135 108V105L137 106V104H135V101H136V103H138L139 102V110H140V114H144L145 115V118H146V120H147V117H148V119L149 118H151L150 119V123H154V125L153 124H149V123H147L148 121H146V123L145 122H141V123H143L142 124V127H141V124H140V126H139V130H140V132L142 131V132H144V133H152V134H150V136L151 137H148L149 135L148 134H146V136H145V134H144V136H145V138H147V142L149 143V141H151L148 145L149 146H147V149H148V147H149V150H152V149H156V148H158L159 150H161V149H165V150H167L168 149V151H170V152H172L171 150H174V139L173 138H175V140H177L178 138H176V137H178V135L176 134V133H178L179 134V132L181 133V136H180V134H179V137H181V138H179V145H178V143H177V146H178V148H181V150H182V148H183V144L185 145V143H186V145H188V147H184L183 148V150L185 149V151L186 152H188L189 150H190V148H191V150L189 151L190 153H192L191 155H197V153H198V151L201 153L202 152V150H204L205 149V144H206V136H205V132H206V128H207V126H208V122H206L205 120H207V118H208V116H209V112L210 111H212V110H214L215 108H220V107H218V105H221V103H222V101H220V100H218V99H220V95H219V93H218V91H220L221 89H223L224 87L226 88V86H225V84H224V87H223V85H222V87H221V84H223V83H225V81L224 82H221V81H223V80H220V84L218 83V81H217V83L219 84V87L221 88H217L216 90H215V92H214V89H213V92L211 91L212 89H211V87L213 86L214 87V85L216 86V87H218L217 86V83H216V80L214 81L213 80V78L214 77H211V76H213V74H214V76L215 77H217L219 74H220V70H221V68H222V70H224L223 69V67H220V65L222 64V62H223V65H224V62H225V64H228V62L226 63V61H229V60H227V58H226V61H225V59L224 60H222V58H220L221 56L222 57H224L222 54H223V51H224V45L225 44H223L225 41H227V42H225L226 43V49L225 50H228V47L227 46H229V50L228 51H232L233 50V48L234 49H236V46H238L239 45V43L241 44L242 42H239V38L241 39V37H243V36H241L240 37V35H239V33H241L240 31H239V33H238V30L241 28V25H243V24H245V22H246V24L244 25V27H242L241 29H243V31H245L244 29H246L247 30V26L246 25H248L247 23L249 22V26H251V24L253 25V26H251V27H249V28H257V26H261L262 24L261 23H263L264 21H262L263 19H260L261 18V16H263L262 14H264V13H262V12H264L263 10H264V2H263V0L262 1H255L254 2V0H251V1H253L254 3H255V5L259 8V5L261 6V9H259L260 10V12H258V10H257V7H255L254 5H253V3H251L252 4V6L250 7V8H252V11H250V9L249 8H246L247 9V11H246V9L244 10L245 12H242V13H240L239 12V14L237 13V11H236V9L234 10L233 8V5L231 4V2L232 1H230V0H213L215 3H217V4H215L212 0H201V2H203L202 4H204V5H202V7L200 8L199 7V4H200V0L198 1V0H193V3H194V1H195V3L194 4H192V0H191V4H190V0H182V2L180 1V0H162V2L165 4V6L164 7H166V9L164 10V8H163V10H162V13H160V10L162 9V7H161V4L162 5H164L162 2H161V0H160V4L158 3L157 4V2L159 1V0H157V2H156V0H73L74 2H71L72 0H21V1H19V6H18ZM33 1V2H32ZM48 1V2H47ZM76 1H77V5H76ZM143 1V2H142ZM153 1H155V2H153ZM210 1V2H209ZM212 1V2H211ZM217 1V2H216ZM63 4H62V3ZM83 4H82V3ZM88 2V3H87ZM90 2V3H89ZM153 2V3H152ZM173 2H174V5L175 6H173ZM181 2V5L179 4ZM197 2V3H196ZM208 2V3H207ZM228 2V3H227ZM258 2V4H256ZM261 2H262V4H261ZM24 3V4H23ZM35 3V4H34ZM72 3V7L70 6V4ZM135 3H137L136 5H134L133 6V4H135ZM167 3V4H166ZM212 3H214V4H212ZM24 5V7H22L23 5ZM30 5V7H27V5ZM33 4V5H32ZM48 4V5H47ZM61 4V5H60ZM87 4V6H86V8H85V5ZM128 4L130 5V7H128ZM146 4H149L150 6L148 7L147 5L145 6ZM158 5V8H159V6H160V10H158L157 8L155 9V7H157V6H154V5ZM169 4H170V6H169ZM184 4V5H183ZM197 4H198V7H197ZM229 4H231L230 5V7H229ZM89 5H90V7H89ZM94 5V6H93ZM126 5V6H125ZM141 5V6H140ZM143 5L145 6V8H142L143 7ZM151 5H152V7H151ZM194 5H196V7H194V9H195V11H197V9L199 10V8H200V12L198 13V11L197 12H195L194 13V10L192 11V9H193V6ZM208 5V6H207ZM222 5V6H221ZM263 5V6H262ZM49 6V7H48ZM60 6V7H59ZM62 6V7H61ZM81 6V7H80ZM125 6V7H124ZM135 6H136V8H135ZM140 6V7H139ZM173 8H172V7ZM179 6H181V7H179V9H178V7ZM186 6V7H185ZM215 6V7H214ZM220 6V7H219ZM225 7V9H224V11H223V8ZM232 6V7H231ZM20 7V8H19ZM22 7V8H21ZM27 7V8H26ZM37 7V8H36ZM40 7V8H39ZM69 7H71V8H69ZM134 7V8H133ZM146 7L149 9V8H151V9H149V12L151 13V11H153V13H151V16H152V14H155L154 13V10L156 11L157 10V12L161 15L162 14V17H163V15H164V18H165V16L167 15V13L170 11V9H171V12H172V14H173V12H174V15H173V18H171L172 17V14H170V12H169V14L167 15V17H168V21L170 22H167L166 20H167V17L165 18V20H163V22L165 21V22H167L168 23V25L166 26L167 28L164 30V27H165V24L161 27V32L162 33H165V31L167 30V35H168V37L169 38H167V41H168V39H169V41L167 42L166 41V39H162L161 37H162V33L160 34V33H158L157 34V32H159L160 30H159V27L157 28L156 27V23L157 22H155V23H153L152 24V21L150 22H148V21H145V20H147V19H151V16L149 17V12H148V14H147V17L148 18H146L145 19V17H146V14L145 15H143V11H141V10H144L145 9V11H144V13L146 12V10L148 11V9H146ZM167 7H170V9L168 8L167 9ZM176 7H177V9L178 10H175L176 9ZM203 7H204V10L206 11L205 12V15L202 17L201 15V17L202 18H204L205 17V19L207 20V19H209L210 17L212 18V16L211 15H213L214 16V18H217V19H214V20H212V21H209V22H212L213 23V26H211L212 25V23L210 24L208 21H206L205 20V22L204 21H202L203 19L201 18V17H198V15L199 14H202L203 13ZM211 7V8H210ZM213 7H214V9H213ZM217 7V8H216ZM253 7H255L256 8V10H255V8H253ZM24 8H25V10H24ZM53 8V9H52ZM59 8L60 9H62L61 11L59 10ZM69 8V9H68ZM73 8H74V10H73ZM90 8V10L88 11V9ZM137 8H139L138 10H137ZM192 8V9H191ZM211 9V10H209V9ZM220 8V9H219ZM221 8H222V10H221ZM226 8L228 9V12L226 11ZM263 8V9H262ZM16 9V10H15ZM23 10V12H24V14H23V12H22V10ZM32 9H33V11H32ZM36 9H37V11H36ZM48 9H49V11H48ZM131 9V10H130ZM132 9H133V11H132ZM134 9H136V10H134ZM173 9V10H172ZM213 9V10H212ZM215 9H217L216 10V12H217V14H215ZM249 9V10H248ZM254 9V10H253ZM18 10V11H17ZM43 10V11H42ZM56 10V11H55ZM63 10H64V12H63ZM79 10H80V12H79ZM166 10H167V13H165L166 12ZM188 10H189V12H188ZM229 10H231V11H229ZM21 11V12H20ZM32 11V12H31ZM47 11V12H46ZM83 11H84V13H83ZM85 11H86V13H85ZM96 11V12H95ZM137 11V12H136ZM138 11H140V12H138ZM212 11H214V13H212ZM220 11V12H219ZM223 13H222V12ZM256 12L257 11V13H258V15H257V13L255 14L254 12ZM16 12V13H15ZM25 12L27 13V14H25ZM57 12H59V13H57ZM82 12V13H81ZM92 12V13H91ZM156 12V13H157ZM175 12H176V14H175ZM180 12V13H179ZM219 12V13H218ZM225 12H227V14L225 13ZM234 12H236V13H234ZM246 12H248V18H247V13ZM250 12L252 13V14H255V15H257V17H259L260 15V17H259V21L261 22V23H259L258 22V19H254L255 21V23L257 24H255L254 22H252V18H251V16H249V14H250ZM20 13V14H19ZM22 13V14H21ZM32 13V14H31ZM34 13V14H33ZM38 13V14H37ZM56 13V14H55ZM88 13H89V16H88ZM90 13H91V15H90ZM142 13V14H141ZM178 13V14H177ZM191 13H193V15L191 14ZM207 13V14H206ZM208 13H210L211 15H209ZM233 13V14H232ZM246 13V14H245ZM259 13H260V15H259ZM262 13V14H261ZM29 14V15H28ZM50 14H51V17H50ZM64 14V15H63ZM141 14V15H140ZM198 14V15H197ZM229 14H230V17H229ZM245 14V15H244ZM20 15V16H19ZM60 15V16H59ZM196 15V16H195ZM218 15V16H217ZM237 16L238 18H240L242 21H240V19H238L237 17H235V18H233L234 16ZM242 15H244L243 17H242ZM251 15V14H250ZM23 16H25V17H23ZM42 16V17H41ZM56 16V17H55ZM183 16V17H182ZM224 17L225 18V20H224V18H221V17ZM170 17V18H169ZM176 17V18H175ZM194 17H198V20H197V18H194ZM209 17V18H208ZM250 17V18H249ZM9 18V19H8ZM25 18V19H24ZM27 18V19H26ZM33 18H35L34 20H33ZM50 18H52V19H50ZM175 18V19H174ZM220 18V19H219ZM228 18H230V19H228ZM231 18H233V22L236 20V18H237V22L235 21L234 23L233 22H231L230 20H231ZM244 18V19H243ZM255 18H256V16H255ZM31 19V20H30ZM76 19V20H75ZM82 19V20H81ZM171 19V20H170ZM192 19L194 20V21H196L195 23H194V21H192ZM200 19H202L201 21L202 22H204L205 23V25L207 26V24H209V26H207L208 28H210L209 30L210 31H208V28L207 27H203L204 25L203 24H201V21H199ZM219 19V20H218ZM247 19V20H246ZM250 19H251V22H250ZM20 20V21H19ZM51 20V21H50ZM191 20V21H190ZM217 20V21H216ZM249 20V21H248ZM256 20H257V22H256ZM15 21V22H14ZM145 21V22H144ZM179 21H181V22H179ZM217 22V23H215V22ZM224 23H223V22ZM227 21V22H226ZM29 22V23H28ZM53 22V23H52ZM144 22V23H143ZM164 22V23H165ZM220 22H222L221 24H222V28L220 27ZM229 22V23H228ZM239 22H240V25H239ZM244 22V23H243ZM22 23V24H21ZM24 23V24H23ZM72 23V24H71ZM149 23H150V25H149ZM187 23H189V25L186 27V25H187ZM191 23H192V25H191ZM233 23V24H232ZM241 23H243V24H241ZM75 24V25H74ZM77 24V25H76ZM160 24H162V23H160ZM178 24V25H177ZM186 24V25H185ZM224 24H225V26H224ZM229 26H228V25ZM237 24L239 25V27H238V30H237ZM29 25V26H28ZM37 25H38V27H37ZM153 25H155V26H153ZM218 26V27H216V26ZM234 25H236V27H234ZM152 26L154 27V28H152ZM158 26H159V24H158ZM185 28H184V27ZM228 28H227V27ZM233 28V29H231L230 30V28L231 27ZM259 26V27H260ZM45 27V28H44ZM54 27V28H53ZM176 29H175V28ZM180 27V28H179ZM205 29H203V28ZM216 27V28H215ZM34 28H36L35 30H34ZM50 28H51V31H50ZM75 28V29H74ZM118 28H119V31H118ZM156 28V29H155ZM162 28H163V30H162ZM178 28V29H177ZM182 28V29H181ZM217 28H218V30H217ZM26 29V30H25ZM30 29H31V31H30ZM39 29V30H38ZM46 29V30H45ZM115 29H116V31H115ZM122 29V31H120ZM158 29V30H157ZM169 29V30H168ZM173 29H175V32L174 33H172L174 30ZM181 29V30H180ZM184 29V30H183ZM203 31H202V30ZM229 29V30H228ZM240 29V30H241ZM40 30H42V32H40ZM178 30V31H177ZM182 30H183V32H182ZM213 30V31H212ZM228 30V32L230 33V35H228V34H226L227 31ZM22 31V33H20ZM26 31H28V32H26ZM33 31H34V33H33ZM36 31H38V32H36ZM115 33H114V32ZM156 33H155V32ZM194 31V32H193ZM198 31V32H197ZM202 31V32H201ZM236 31H237V33H236ZM112 32V35L110 34ZM120 33L119 35H118V37H119V39L122 41V38H121V36L123 35V42H122V44H123V46H124V43H126L125 44V47L126 48H128V44L127 43H129L130 44V46L132 47V50H133V47L135 48V46H136V48L134 49V50H136L137 51V53H135V51H134V53L132 54L131 53V51L132 50H130V47H129V51H130V54L131 55H129V56H127L125 59L126 60H124L123 61V63L120 61V64L118 65V67H117V69L119 70V68L120 67H122V72H127V74H128V76L126 77V72L125 73H123L122 75H121V70H119L118 72H120V76H121V78H120V76H119V78L117 77V76H115V74L117 75V72L115 73L114 72V70H112V69H114V66H112L111 65V61H114L115 60V57H119V54L118 55H116L115 53L116 52H118V51H120V52H122V50H121V48H116V49H118V51L117 50H115V49H113L112 51L114 52H112L111 51V49H108L107 48V46H109L110 45V42H111V40L113 39V34H117V33ZM122 32V33H121ZM156 34V35H158L157 36V38H155L154 37V33ZM168 32H169V34H168ZM180 32V33H179ZM200 32V33H199ZM203 32H204V34H206V36H204V34H203ZM207 32H209L208 33V35H207ZM214 32H216V33H214ZM221 32V33H220ZM20 33V34H19ZM27 33H30V34H27ZM77 33V34H76ZM151 33V34H150ZM152 33H153V37H151L152 36ZM213 33V34H212ZM39 34H41V37H40V35ZM43 34H45V37H44V40H42V38H43ZM81 34V35H80ZM160 34V35H159ZM177 34V35H176ZM179 34V35H178ZM195 34L199 37V35H202V37H201V39L200 38H197V36H195ZM211 34V35H210ZM17 35V36H16ZM19 35V36H18ZM32 35V36H31ZM39 35V36H38ZM43 35V36H42ZM136 37H135V36ZM192 35V36H191ZM194 35V36H193ZM215 35V36H214ZM26 36H27V38H26ZM35 36V38H36V40H38L37 41V43H38V48L41 46V44L43 45V43L45 42V44L43 45L44 47H40L41 49H43V52H44V54L45 53H47V51H49L48 52V54L49 53H51V55H46L47 57H49V56H53V57H49V59H51V61H53L52 63H54V64H52L51 65V67H52V69L50 68V66H48L49 68H47V71L50 69V70H52L51 72H52V75H51V72H50V75L48 74V72H47V74H45V75H47L46 76V78L47 79H51V76L52 77H54V75H57V76H55L54 78H53V82H55L54 84H56L57 85V81L58 80H61L62 78H64V76L63 75H61L60 76V73H61V71H60V69L63 71L64 70V72H65V70L67 69V72H65L66 74L69 72V65H72V67H70V68H72V70H73V68H74V70H75V68H76V71H79L78 73H77V75L78 76H81L83 79V81L82 80H80V78L78 77V79H76V80H79L78 82H83L82 84H80L79 86L81 87V85H84V82L85 81H87V77L89 76V78H92L91 76L93 75V78H92V82H94V84H99L98 86H100V85H102L103 84V80H104V82H105V80L106 79H108V78H106L107 77V73H109V75H108V77H109V79H110V81L108 82V85H109V83L112 81V83H113V85L110 83V85L111 86H113V87H115L116 88V85H117V90H115V91H111L112 90V87L111 86H109V87H111V90L109 89V88H107L108 87V85H107V89L110 91V92H114V94H115V92H117L118 93V91L121 89V92L119 91V94L120 95H122V96H117L116 94H115V96H116V98H121V100L122 101H124L125 100V102H126V100H127V104H126V106H128V109H126V106H125V104H124V106H125V110H123V102H120V101H117V99H115V96H114V94L112 95L111 93V95H112V99L111 100H113V97H114V100L113 101H111V100H109V102L111 101V105L110 104H108L109 102H107V106H108V108H106L105 107V105H104V103H106V102H104L105 101V99H104V103H102V101H99V100H101L100 99V96H101V98H102V100H103V97L105 96V93H103L105 90H106V88H105V86L104 85H106L107 84V81L105 82V84H103L102 86H104V88H105V90L103 89V87L102 86H100V87H97V90L100 88V90H99V93H101L99 96H98V91L95 93V94H97V99L96 100H94V98L93 97H91L90 95H91V92H93L92 90H96V86L94 85V88H93V84H92V82L90 83L91 84V87H90V85H88L89 86V88L91 89V91L90 92H88L89 93V95L87 94V93H85L84 95L87 97V96H89L90 97V99L91 100H93V102L94 103H89V97H83V100L84 99H86V100H82L81 99V95L83 96V92H86V91H84L83 89V91L82 90H80V87L78 86V84H76L77 86H78V88H77V86H73V87H71L70 86V84L69 83H67L66 81H65V83H64V80H65V78H64V80L62 81H58V85L62 88V87H64V89H65V92L66 93H64L62 90H64L63 88H62V92L64 93V95H66V99H67V95H68V93H69V91H71V96H70V98L72 97L73 98V96H72V92H73V90L72 89H70V90H68V88L69 87H71V88H75V90L77 89V92H73V94L75 95L76 93H77V95H79L78 97H77V95H75L76 96V101L75 100H71V99H69V97H68V100H66V99H64V101H65V103L63 102L62 103V105H61V102H59V103H57L56 104V102H55V104H53V102H51L52 103V106H51V104H50V100L52 99L51 97H52V95H50L52 92H53V84L52 85H49L48 87H46V91H43V88H41L42 89V93L43 94H41L40 95V88H38V87H36V88H38L39 90L37 91V89H35V87H34V89L32 90V88H33V86H29L28 85V87L27 86H25V84H28V83H23V86H25V88H27V89H25V88H21V86H22V84L20 85V88L17 86L18 84H20L21 83V81H23V82H26V80H25V78L28 80V81H30V79L31 78H33V77H31V75L30 74H33V73H31L32 72V70L34 71V69H33V66H34V68L35 67H37V68H35V71L34 72H38L39 70V72H43V70H44V67H42V70H41V68H39L38 66H35V65H33L32 67H31V65H29V61H26L27 59H32V57H33V53L31 52V51H33L34 49H32L31 51H29V53L31 52V57H29L30 56V54H29V56L27 55L28 54V52H26L25 53V56L23 55L24 54V51H26V49L23 51V49H24V47H26L27 48V51L28 50H30V49H28L29 47L31 48V46L33 47V45L31 44V42H30V38H31V40H32V38ZM38 36V37H37ZM48 36V37H47ZM108 36V37H107ZM109 36H111L110 38H109ZM160 36V39L158 38ZM172 36V37H171ZM190 36H191V38H190ZM209 36H213V37H215V38H213L212 37V40H211V38L209 37ZM217 36V37H216ZM220 36L222 37V39L220 38ZM226 36H229V37H226ZM20 37V38H19ZM76 37V38H75ZM85 37V38H84ZM149 37V38H148ZM171 37V38H170ZM177 37V38H176ZM188 37V38H187ZM231 37H232V40H233V38L235 37V42L234 41H232L231 40ZM29 38V39H28ZM39 38L42 40H39ZM46 38V39H45ZM111 39V40H109V39ZM133 38H134V40H133ZM182 38V39H181ZM184 38V39H183ZM216 38H217V40H220L221 39V41H217L216 40ZM225 38V40H224V42H223V39ZM228 40H227V39ZM74 39V40H73ZM124 39L126 40V41H124ZM130 39L131 40H133L131 43H130ZM150 39H152V40H150ZM153 39H156V40H153ZM174 39V40H173ZM186 39V40H185ZM190 39V40H189ZM205 39H206V41H205ZM207 39H209V40H207ZM20 40H22V41H20ZM29 40V41H28ZM48 40V41H47ZM80 40V41H79ZM127 40H129V42L127 41ZM172 40V41H171ZM175 40H176V42H175ZM178 40V41H177ZM213 40H215V41H213ZM231 40V41H230ZM24 41V42H23ZM28 41V42H27ZM39 41L41 42V43H39ZM44 41V42H43ZM54 41H56V43L54 42ZM77 41V42H76ZM109 41V42H108ZM135 41V42H134ZM141 42V44H140V42ZM150 41H151V43H150ZM161 43H160V42ZM180 41V42H179ZM184 41V42H183ZM196 41V42H195ZM203 41V42H202ZM204 41H205V44H204ZM228 41H229V43H228ZM24 43V45H31V46H24L23 44H22V47L20 46V44L21 43ZM46 42H47V46H46ZM148 42H149V44H148ZM167 42V43H166ZM170 42H171V44H170ZM201 44H200V43ZM206 42H207V44H206ZM211 42H212V44H214L215 43V45H213V47H212V44H211ZM218 42H221V43H218ZM230 42H231V44H230ZM239 42V43H238ZM9 43V44H8ZM29 43V44H28ZM56 45H55V44ZM137 43V44H136ZM144 43V44H143ZM158 43V44H157ZM162 44L163 43V46L161 45L160 46V44ZM177 43V44H176ZM198 43V44H197ZM216 43H217V46H216ZM17 44H19V45H17ZM52 44V45H51ZM146 44V45H145ZM174 44V46L172 47V45ZM183 44V46H181V45ZM208 44H211V48H214V51L215 52H212L213 50H211V48H210V45L209 46H205V45H208ZM221 44V45H220ZM234 44H235V46H234ZM133 45V46H132ZM140 45V46H139ZM145 45V46H144ZM155 45V46H154ZM168 45H170V47H168ZM197 45V46H196ZM201 45H204V46H201ZM4 46H5V48H4ZM17 46L19 47V49H17L16 50V48H17ZM24 46V47H23ZM36 46H37V44H36ZM48 46H49V49H48ZM151 46V47H150ZM178 46H179V48H178ZM201 46V47H200ZM222 46H223V48H222ZM3 47V48H2ZM148 47V48H147ZM153 48V50L152 49H150V48ZM181 47V48H180ZM215 47L217 48V51H216V49H215ZM20 48H23L22 50H20ZM45 48V49H44ZM139 48H141L140 50H139ZM144 48V49H143ZM146 48V49H145ZM156 48H157V50H156ZM161 48V49H160ZM164 48V49H163ZM169 48V49H168ZM203 48V50L201 51V53L203 52V53H205V50H206V54H203L202 56H201V58H199L200 57V55L199 54H201V53H198V50H199V52H200V50ZM208 48H209V50L210 51H208ZM221 50H220V49ZM232 48V49H231ZM12 49H13V51H12ZM58 49V50H57ZM218 49H219V52H218ZM14 50H16V52L17 51H19V53L17 52V53H15V51ZM47 50V51H46ZM53 50V51H52ZM61 50V51H60ZM93 51V53H88L89 51ZM171 50V51H170ZM174 50V51H173ZM11 51L13 52L12 54H10L11 53ZM51 51V52H50ZM71 51H73V52H71ZM148 51V53H146ZM155 51V52H154ZM159 51H161V55H160V53H159ZM163 51V52H162ZM164 51H165V53H164ZM176 51V52H175ZM222 51V54L220 53ZM10 52V53H9ZM21 52H22V55H23V57H22V60L21 61H18V64L20 65H15V64H17L16 62H17V58L18 59H21ZM55 52V53H54ZM96 52V53H95ZM107 52H108V54H107ZM111 52V53H110ZM184 52V53H183ZM210 52H211V55H213V58L214 59H216V60H218V54H220L219 55V62L217 61L216 62V60L212 63V64H203V63H208V61H209V59H208V61L206 62V61H203V58L206 60V57H208L209 56V54H210ZM218 54H217V53ZM150 53V54H149ZM157 53H159V56H158V54L156 55ZM162 53H163V55H164V57H166L165 58V60H167V62L165 61V60H162V58H160V57H162ZM168 53H170V54H168ZM207 53H209L208 55H207ZM216 53V55L214 56V54ZM112 54V55H111ZM136 54H137V56H136ZM138 54H140L139 56H138ZM142 54H144L145 56H144V58L146 59V55H148L147 56V59H148V61L149 62H152L154 59H156L155 57H157V59L156 60H154V62H153V64L154 65H156L157 63V65L156 66H154L153 67V64L151 63H149V62H147V60H145V63H144V61H140V59H143V55ZM171 54L173 55V56H171ZM196 56L197 54L199 55V59L197 58V56L196 57H194V55ZM17 55H18V57H17ZM43 55V54H42ZM55 55V56H54ZM67 55H68V57H67ZM71 55V56H70ZM89 56V58H88V56ZM92 55V56H91ZM97 55H98V57H97ZM116 55V56H115ZM134 55H135V57H134ZM151 55V56H150ZM169 55V56H168ZM176 55L178 56V58L176 57ZM180 55H181V57H180ZM205 55H206V57H205ZM233 55H234V59L236 60V53H234V54H232L231 56L233 57ZM26 56H27V58H26ZM45 56V55H44ZM45 56V57H46ZM91 56V57H90ZM100 56H101V58H100ZM111 56V58H109ZM115 56V57H114ZM120 56H121V53H120ZM170 56H171V58L173 57V59H172V61H170L171 60V58H170ZM204 56V57H203ZM217 56V57H216ZM29 57V58H28ZM65 57V58H64ZM92 57H94L93 58V60H89V59H92ZM112 57H114V59L112 58ZM125 57V56H124ZM130 57H132L133 59L135 58L136 60L138 59L139 60V63L140 64H138V60H137V65H136V68H137V70H133V68H135L134 66V64H133V60H131V63H129V65H128V62H126L127 61V58H128V61H130ZM151 57V58H150ZM163 57V58H164ZM175 57V58H174ZM69 58V59H68ZM96 58H97V60H96ZM98 58H100L101 60H102V63H100V59H99V61H98ZM154 58V59H153ZM176 58H177V60H176ZM179 58H181L180 60H182V59H184L183 61H186V63H183V61H181L180 62V64L182 65V64H184L183 65V69H185L184 67H186V70H185V72H184V75H185V78H187V76L189 77V79L190 80H188V79H185L184 78V75L182 74V72L183 71H181V69H182V66L180 67V65H178V68H179V70H178V68L176 67L177 65H176V63L178 64V61H179ZM195 58V59H194ZM252 58V59H251ZM34 59V58H33ZM48 59V58H47ZM49 59H48V63L46 64V66H45V69H46V67H47V65L49 64ZM74 59H75V62H74ZM76 59H79L78 60V62H77V60ZM86 59V60H85ZM90 61V64L88 63V60ZM113 59V60H112ZM160 59V60H159ZM169 59V60H168ZM186 59V60H185ZM250 59V61H248ZM258 60L257 58H253V55L250 57V58H245V59H241L240 61L239 60H236V62L233 60V62H235V68H234V70L235 69H237L236 71H238L239 72V70L240 69H242V70H244L245 71V73H246V75H247V69L249 68L250 69V71L248 72V75L249 74H251V77H249L248 75L246 76H244V77H248V78H251V79H249V83L251 84V82L250 81H253L252 82V86H253V89H252V94H253V97H255L254 96V94L256 95L261 89H262V87H261V85L260 84H262V79H261V75H260V73L258 72V71H260V70H258V69H263L264 67H263V63L264 62H262V61H260V62H258V61H256V60ZM64 60V61H63ZM136 60H135V62H136ZM158 60H159V62H161V63H159L158 62ZM162 60V61H161ZM173 60H174V64L176 65L175 67H174V65L172 64L173 63ZM175 60H176V62H175ZM190 60H191V63H193L192 65L189 63L190 62ZM200 60V61H199ZM203 62H202V61ZM221 60V61H220ZM74 62V63H71V64H69V62ZM85 61H87L86 62V64H85ZM94 61V63L92 64V62ZM96 61L97 62H99L100 64H101V66H100V64L99 63H97V65H99L100 66V70H101V72H103L104 74H103V76L101 77V75H102V73L99 71V66H98V69H94V68H92V65H94L95 64V66L97 67V65H96ZM107 61H109V63L107 62ZM170 61V62H169ZM193 61V62H192ZM199 61V62H198ZM237 61H239L238 62V64H237ZM65 62H67V65L68 66H65L66 65V63ZM83 62V63H82ZM107 62V63H106ZM148 64H147V63ZM162 62H163V64H162ZM166 62V63H165ZM169 62V63H168ZM240 62H242V63H240ZM245 62H246V65H245ZM249 62V63H248ZM258 62V63H257ZM65 63V65H63ZM75 63H76V65H77V63L79 64H81V66L83 65V67H78V65L76 66V67H73V65H75ZM121 63L123 64V66H121ZM124 63H126V65L124 66ZM168 63V64H167ZM218 63V64H217ZM244 63V64H243ZM91 66H89V65ZM92 64V65H91ZM108 64V65H107ZM113 64L115 65L116 63H114L113 62ZM133 66H132V65ZM159 64H160V67H159ZM164 64H166V68L165 69H167L168 71H172L171 70V67H173L172 69H173V74H175L174 75V77L172 78V80H171V82H173V79L174 78H176L175 76L177 75V78L176 79H178V84H179V87L180 86H182L183 84H181L182 82L181 81H179L180 79L183 81L184 79V81H186V83H188L189 84V82L190 81H193V83L191 82V84L193 85L194 84V82H197V80H198V82L200 83V85L202 84V82L204 83L205 82V84H207V82H210V83H212V85L210 84V83H208L207 85H199L201 88H200V90H199V92H200V94L198 95V94H195L194 96H193V98H192V96L190 97V98H188V91H186L187 92V99L185 100V101H183L185 98H186V95H184V94H186V93H184V92H181V93H183V94H181L180 93V91L182 90V91H184V89H183V86H182V89L181 88H179L178 87V89H176L177 87V80H175L176 82V86H175V83L173 82V84H172V86H171V83H169V81H170V79H171V77L173 76L172 74H171V76H170V74L168 73V76H167V78H165L166 77V74H167V70H165L164 68H162V66H164ZM169 64H171V65H169ZM194 64H195V67H193L194 66ZM216 64L220 67H218V66H216ZM229 64H230V62H229ZM85 65H87V67L85 66ZM106 65H107V68H106ZM138 65H140V66H138ZM142 65H143V67H144V69L145 70H147V67L146 66H149L148 68H150V65H152L151 66V68L150 69H148V72L147 71H145L144 69H142L141 70V67H142ZM146 65V66H145ZM162 65V66H161ZM173 65V66H172ZM207 65V66H206ZM208 65H210L209 67H208ZM244 65V66H243ZM27 66V67H26ZM64 66H65V68H64ZM85 66V67H84ZM117 66V65H116ZM127 66H129V67H132V69L130 68V71H129V67L127 68ZM168 66V67H167ZM214 66H216V68H215V71L217 72V73H211V71L210 70H212L213 68H214ZM238 66V67H237ZM248 66V67H247ZM261 66V67H260ZM24 67V68H23ZM28 67H30V68H28ZM68 67V68H67ZM77 67H78V70H77ZM95 67V68H96ZM108 67H110V68H108ZM113 67V68H112ZM140 67V68H139ZM153 67V68H152ZM192 67V68H191ZM207 67V68H206ZM212 67V69H210ZM240 67V68H239ZM257 67V68H256ZM22 68V69H25L26 68V70H20V69ZM91 68H92V70L94 69V71H95V74H92V72L91 71H88L89 69L91 70ZM116 68V67H115ZM127 68V69H126ZM170 68V69H169ZM218 68V69H217ZM245 68V69H244ZM252 68H255L254 70H256V72L254 71V74H253V71H252V73H250L251 72V69ZM12 69H14V70H12ZM86 71H85V70ZM88 69V70H87ZM106 69V70H105ZM139 69V70H138ZM158 69V71H156ZM161 69V70H160ZM164 69V70H163ZM176 69V70H175ZM182 69V70H183ZM187 69H188V71H187ZM193 69V70H192ZM197 69V70H196ZM207 69H209V70H207ZM217 69V70H216ZM239 69V70H238ZM248 69V70H249ZM12 70V71H11ZM17 70V71H16ZM49 70V71H50ZM110 70V71H109ZM123 70H125V71H123ZM128 70V71H127ZM133 70V71H132ZM175 70V71H174ZM241 70V72H244V71H242ZM258 70V71H257ZM13 71L15 72L14 73V78L13 77H11V79H10V76H12L13 75ZM19 71H23V73L22 72H19ZM27 71V74L25 73V72ZM85 71V74L83 73ZM93 71V72H94ZM97 71H99V72H97ZM117 71V70H116ZM161 71V72H160ZM165 71H166V73H165ZM190 71V72H189ZM207 71H210V81H209V77H207L208 75H206V73L205 72H207ZM247 71V72H246ZM19 72V73H18ZM88 72H90V73H88ZM107 72V73H106ZM128 72H130V73H128ZM141 72H142V75H143V80L141 79L142 77L141 76H139V75H141ZM155 72V73H154ZM178 72V73H177ZM180 72H181V74H180ZM192 72H193V74H192ZM197 72V73H196ZM213 72H214V70H213ZM218 72H219V74H218ZM16 73H17V75H16ZM24 73H25V75H24ZM29 73V74H28ZM86 73H87V75H86ZM96 73H97V75L100 73V76L98 75V79H96L95 78V81H93V79H94V77L96 76ZM112 73V74H111ZM144 73L145 74H147L146 76L144 75ZM161 73L164 75V79H161V81L159 82H157L156 80H159V77L158 76H160L161 75ZM225 72H223V73H221L220 75L221 76H223L222 74H224ZM244 73V74H245ZM256 73H259V77L257 76L256 77ZM19 74H20V77L21 78H19L18 79V77H19ZM23 74V77L21 76ZM62 74V73H61ZM82 74H84V76H82ZM138 74V75H137ZM153 74V75H152ZM159 74V75H158ZM204 74V75H203ZM212 74V75H211ZM27 75V76H26ZM86 75V76H85ZM95 75V76H94ZM123 75H124V77H123ZM133 75V76H132ZM135 75V76H134ZM151 75V76H150ZM162 75V76H163ZM179 75V76H178ZM195 75H196V78H194L195 77ZM219 75V76H220ZM224 75H228V72H226ZM18 76V77H17ZM29 76V77H28ZM58 76H60V77H58ZM104 76H106V77H104ZM148 76H149V78H148ZM181 76V78L179 79V77ZM191 76H192V78H193V80L191 79ZM253 76L254 77H256L255 79L253 78ZM8 77H9V79H8ZM25 77V78H24ZM31 77V78H30ZM56 77H58V79H56V81H55V78ZM77 77V76H76ZM99 77H101V78H99ZM103 77L105 78V79H103ZM117 77V78H116ZM123 77V78H122ZM132 77H134L133 79H132ZM136 77H137V79H136ZM161 77V76H160ZM170 77V78H169ZM198 77V78H197ZM3 80H2V79ZM13 78V79H12ZM18 80H17V79ZM23 78H24V80H23ZM30 78V79H29ZM61 78V79H60ZM86 78V79H85ZM112 78V79H111ZM150 78H151V82H153L152 83V86H153V92H154V90H155V88H157L156 90H155V94H157L159 91H161V92H159V95L158 96H155V94L154 93H152L151 92V90H152V88H150L149 90L148 89H146V91H145V93H144V89L145 88H147V86H148V88L149 87H152L151 86V82L149 81L150 80ZM152 78H154V79H152ZM253 78V79H252ZM259 78H260V80H259ZM8 79V80H7ZM14 79H16L17 80V84L15 83V80ZM21 79V80H20ZM49 79V80H50ZM84 79H85V81H84ZM102 81H101V80ZM108 79V80H109ZM123 79V80H122ZM129 79L131 80L128 84H130L131 82H132V80H133V82L130 84V85H132V87L131 86H126L125 84H127V80L129 81ZM139 79V80H138ZM145 79H147V80H145ZM149 79V80H148ZM195 79V80H194ZM197 79V80H196ZM203 79V80H202ZM211 79H212V82H211ZM12 80L14 81V82H12ZM75 79L73 80V82H77ZM118 80H122L121 82L120 81H118ZM138 80V81H137ZM141 80L143 81V83L141 82ZM145 80V81H144ZM153 80V81H152ZM155 80V81H154ZM205 80H208L207 82L205 81ZM19 81H20V83H19ZM88 81H91V79H88ZM98 83H97V82ZM100 81V82H99ZM116 81V82H115ZM140 81V84H141V86H140V84L138 83ZM188 81V82H187ZM11 82L13 83V84H15L14 86H13V88L12 87H10V86H12L13 84H11ZM61 82H63V84L64 85H62V83ZM96 82V83H95ZM123 82H124V84H123ZM136 82V83H135ZM146 82V83H145ZM164 82V83H163ZM198 82L195 84L197 87H198ZM213 82H215L214 84H213ZM261 82V83H260ZM60 83H61V85H60ZM87 83V82H86ZM89 83V82H88ZM134 83L135 84H137V86H135L134 85ZM157 83V84H156ZM163 83V84H162ZM165 83H168V85L166 86L165 85ZM30 84V83H29ZM66 84H67V86H66ZM142 84H143V87H142ZM159 84V85H158ZM188 84L184 87V88H186L185 90H187L188 88H190V86L189 87H187L188 86ZM210 84V85H209ZM31 85H32V83H31ZM34 85V84H33ZM68 85H69V87H68ZM87 85V84H86ZM119 85H122V86H119ZM124 85H125V87H124ZM156 85V86H155ZM163 85H165L164 87H163ZM190 85V84H189ZM191 85V86H192ZM55 86V85H54ZM138 86H140V87H138ZM159 87V91H158V87ZM163 87V88H161V87ZM170 86V87H169ZM211 86V87H210ZM256 86V89L254 88ZM9 87V88H8ZM30 87V88H29ZM84 87H85V90H86V86L84 85ZM129 87V88H128ZM137 87V88H136ZM142 87V88H141ZM167 87H168V91H170L171 89L173 90V92H172V90L170 91V92H172V94H174L176 97H174V99L175 100H177L176 98H178V103H177V105H179V103H184V104H187L188 106V108L186 107V105H185V107H186V109H187V111H188V113H187V115H186V113H183V112H179L180 110H181V108L180 109H178V108H176V110H175V108H174V111H173V109H171L170 110V107H168V105L169 104H167V102L168 103H170V101L171 100H173V99H170V96H171V98L174 96V95H172L170 92H168V94L166 93L167 92ZM175 87V88H174ZM194 87V85L192 86V88ZM197 87L195 88V89H197ZM261 87V89L260 90H258L259 88ZM17 88V90H19V91H17L16 90V92L14 91V89H16ZM48 88V89H47ZM55 88V87H54ZM83 88V87H82ZM89 88H87V90L89 89ZM125 90H124V89ZM130 88H132V89H130ZM135 88H136V90H135ZM192 88H190L189 89V92H191L192 91ZM209 88L211 89V90H209ZM252 88V87H251ZM7 89V90H6ZM23 89V90H22ZM32 90V91H30L29 92V90ZM49 89H51V91H49ZM114 89V88H113ZM124 91H123V90ZM128 91H127V90ZM133 89H134V92H133ZM140 89V90H139ZM161 89V90H160ZM163 89H164V91H163ZM181 89V90H180ZM195 89H193V90H195ZM199 89V88H198ZM255 89V90H254ZM21 90V91H20ZM102 90H103V92H102ZM138 90V91H137ZM143 90V91H142ZM165 90H166V92H165ZM204 90V91H203ZM218 90V91H217ZM2 91V92H1ZM7 91V93H6V95L7 96H5V92ZM10 93H9V92ZM35 91V92H34ZM36 91L38 92V93H36ZM47 91H49V92H47ZM101 91V92H100ZM127 91V93H125ZM158 91V92H157ZM216 91H217V93H216ZM224 91V90H223ZM24 92V94H23V98H22V93ZM26 92H28L27 93V95H26ZM32 92V93H31ZM48 94H47V93ZM51 92V93H50ZM108 92V91H107ZM133 92V93H132ZM137 92H138V94L139 95H136L137 94ZM157 92V93H156ZM165 92V93H164ZM176 92L178 93V94H176ZM257 92V93H256ZM8 93H9V95H8ZM12 93H15L14 95H13V98H12ZM34 93H35V96L36 97H34ZM45 93V94H44ZM50 93V94H49ZM79 93V94H78ZM80 93H82V94H80ZM129 93H130V95H132L133 96V99L135 100H133L132 99V96H130L129 95ZM150 93H151V95H150ZM160 93H163L162 95L164 96L165 95V99H164V97L163 96H161V94ZM214 93V94H213ZM216 93V94H215ZM222 93V91H220V94ZM18 94H21V95H19L18 96ZM29 94V95H28ZM38 94V95H37ZM104 94V95H103ZM107 94V93H106ZM109 94V93H108ZM107 94V95H108ZM143 94H146V96L145 95H143ZM251 94V95H252ZM11 95V97H9ZM16 95V96H15ZM32 95H33V97H32ZM40 95V96H39ZM123 95H124V97H126L124 100H123ZM126 95H128V97L126 96ZM141 95V96H140ZM166 95L169 97V99H168V97H166ZM182 95H184V96H182ZM218 95V96H217ZM17 96H18V98H19V100L17 99ZM28 96V97H27ZM45 96V97H44ZM47 96H48V98L50 97V99H49V102L48 103H46V99H47ZM92 96H93V93H92ZM103 96V97H102ZM110 96V95H109ZM137 96V97H136ZM161 96V98L159 99V97ZM0 98V100H3V98ZM8 98V100H7V98ZM30 97V98H29ZM131 97V98H130ZM139 97V101L137 102V98ZM158 97V98H157ZM163 97V98H162ZM183 97V98H182ZM219 97V98H218ZM5 98H6V100H5ZM12 98V99H11ZM16 98V99H15ZM29 98V99H28ZM46 98V99H45ZM99 98V99H98ZM120 98H119V100H120ZM141 98H142V102H141ZM151 98V99H150ZM157 98V99H156ZM216 98H217V101H216ZM236 98V101H238L239 99H237V97H235ZM22 99H23V101H22ZM30 99H32V100H30ZM75 99V98H74ZM77 99H80V103H81V101H82V103L81 104H79V102H78V104H77ZM132 99V102L131 101H129V100H131ZM146 99V100H145ZM149 99V100H148ZM183 99V100H182ZM12 100V101H11ZM37 100H38V102H37ZM41 100H43V101H41ZM69 100H70V105H74V103L76 104V108H75V110L73 109V107L74 106H69V104H68V102H69ZM117 101V103H116V101ZM145 100V101H144ZM159 100V101H158ZM160 100H162L161 102H160ZM168 100H170V101H168ZM179 100H181V101H183V102H179ZM17 101H18V103H17ZM31 101H32V103H31ZM45 101V102H44ZM67 101V102H66ZM72 101L74 102V103H72ZM97 101V103H99L100 102V105H101V107H102V109H104L105 110V112H104V110H102L101 109V107H100V105L99 104H95V102ZM22 102V103H21ZM33 102H34V104H33ZM40 102V103H39ZM87 102V103H86ZM113 102H115V104L113 103ZM130 102V103H129ZM133 102H134V104H133ZM154 102V103H153ZM164 102V103H163ZM166 102V103H165ZM185 102H187V103H185ZM221 102V103H220ZM37 105H36V104ZM39 103V104H38ZM44 103H45V107H41V106H44ZM84 103V104H83ZM112 103H113V105L114 106H112ZM159 103V104H158ZM164 105L165 104V107L164 106H162V104ZM219 103V104H218ZM8 104V103H7ZM7 104H5V106L7 105ZM8 104V105H9ZM28 104V103H27ZM33 104V105H32ZM41 104V106H39ZM49 104H50V106L51 107H53L54 108V106H55V108H57V109H54L53 110V115L50 113V107H49ZM68 104V105H67ZM94 104V105H93ZM117 104V105H116ZM140 104H142V106L143 107H145V110H143V107L141 106L140 107ZM144 104V105H143ZM152 104H154V105H152ZM161 104V105H160ZM183 104V105H184ZM215 104V105H214ZM7 105V106H8ZM31 105V107H28V106H30ZM34 105H36V106H34ZM64 105H65V108H66V105L70 108H72L73 109V111L72 110H69L68 111V114L67 115H69V113L71 114V115H73V113H74V116H70L69 115V117H72L70 120L69 119H67V117H66V113H67V109H66V111H65V108H64ZM80 105V107H78V109H77V106H79ZM83 105H85V107L83 106ZM86 105H87V107H86ZM92 105H93V107H92ZM98 105V106H97ZM148 105H149V107H148ZM158 105V106H157ZM190 105V106H189ZM217 105V106H216ZM33 106V107H32ZM38 106H39V108H38ZM47 106V107H46ZM56 106H62V107H60V114H58V107H56ZM94 106H95V108H97L98 109V107L100 108V109H98V110H96L95 111V108H94ZM116 106H121L120 108H122V110H120V108H119V112H117V110H118V107H117V110H115L116 109ZM152 106V107H151ZM215 106V107H214ZM12 107V106H11ZM49 107V108H48ZM104 107V108H103ZM110 107H112V110L114 111L115 110V113H114V115H113V112L111 111L110 112ZM130 107V108H129ZM184 107V106H183ZM5 108H8V107H5ZM33 108V109H32ZM40 110V112H41V116L39 115V114H37L38 113V110ZM41 108L43 109V110H47V112L46 111H43V113H42V111H41ZM47 108V109H46ZM53 108H51V109H53ZM61 108H62V110H61ZM70 108V109H71ZM79 108H80V110H79ZM134 108H135V110H134ZM164 108H166L167 109V111L164 109ZM63 109H64V111H65V114H64V112H62L63 111ZM130 109H131V111H130ZM161 109V110H160ZM163 109V110H162ZM182 109H184V108H182ZM35 112H34V111ZM79 111V113H80V115H78L79 113L77 112V111ZM93 110V111H92ZM130 111V114H129V111ZM27 111L25 112V115L27 114ZM49 111V112H48ZM52 111V110H51ZM76 111V112H75ZM91 111V112H90ZM94 111H95V113H94ZM123 111H124V114H123ZM126 111V112H125ZM127 111H128V115H127ZM143 111V112H142ZM145 111H146V113H145ZM153 111V112H152ZM169 111H172V112H170L169 113ZM187 111H185V112H187ZM39 112V113H40ZM152 112V113H151ZM165 112H168L167 114L165 113ZM175 112V115H173V113ZM6 113H7V111H5V115H6ZM34 113H36L35 114V116H33V114ZM48 113H50V115L47 114ZM55 113L56 114H58L59 115V117L60 118H65V119H63V120H61V119H58V120H56V122H55V117H56V119L57 118H59L58 116H56L55 115ZM61 113H62V115H61ZM77 113V114H76ZM83 113V114H82ZM93 113V114H92ZM96 113H98V115L101 117V118H98L99 116H96L95 117V115H96ZM100 113V114H99ZM112 113V114H111ZM117 113V114H116ZM120 115H119V114ZM126 113V114H125ZM150 115V117H149V115ZM172 113V114H171ZM30 114V115H31ZM44 114H45V117L47 116L48 118L46 119H44ZM107 114V115H108ZM122 114V115H121ZM147 114V115H146ZM160 114V115H159ZM165 114V115H164ZM169 114V115H168ZM7 115H9L8 113H7ZM6 115V116H7ZM78 116V122L79 123H81V124H77L76 122H77V116ZM93 115V116H92ZM10 116V115H9ZM9 116H7V120H6V117H4V119L8 122V119H9ZM26 116H29V113L26 115ZM41 117V119H40V117ZM52 116V117H51ZM53 116H55L54 117V119H53ZM65 116V117H64ZM80 116H81V118L82 119H80ZM94 117V118H92V117ZM109 116V115H108ZM147 116V117H146ZM160 116V117H159ZM170 116H173V118L172 117H170ZM11 117V116H10ZM13 117V116H12ZM15 117V116H14ZM31 117V116H30ZM35 117H36V121H35ZM51 117V118H50ZM157 117H159V119L157 118ZM207 117V118H206ZM38 118H39V122H38ZM75 118H76V121H75ZM96 118H97V120H96ZM170 118V119H169ZM206 118V119H205ZM49 119H51V121L49 120ZM52 119H53V123H52ZM86 119V120H85ZM11 120H13V118H10V120H9V124L10 123H14V121H12L11 122ZM81 120L82 121H85L84 123L83 122H81ZM117 120V121H116ZM154 122H153V121ZM41 121V122H40ZM49 121V122H48ZM62 123H61V122ZM74 121H75V124H74ZM99 121V122H98ZM152 121V122H151ZM36 122V123H35ZM60 122V123H59ZM72 122V123H71ZM89 122V123H88ZM56 123H57V127H56ZM58 123H59V125H62L61 127L58 125ZM86 123H87V125H86ZM94 123V124H93ZM96 123V124H95ZM118 123V124H117ZM39 124H42V125H39ZM53 124H55V125H53ZM69 124V125H70ZM109 124V126H111V124L110 123H108ZM146 124L148 125V127H149V129L151 130V131H148V130H146L147 129V126H146ZM182 124V125H181ZM2 125L3 126H5V124H3V123H1L0 124V126L2 127ZM39 125V126H38ZM68 125V126H69ZM70 125V126H71ZM97 125V126H96ZM150 125V126H149ZM28 126V125H27ZM27 126H25L26 127V130H27ZM54 127V129H53V127ZM59 126V127H58ZM109 126H107V128H106V131H107V137L109 138V140L111 141V139L113 140V139H116V137H118L119 135H117V133H116V130L115 131H113L112 132V126H111V130H109L108 131V128L110 129V127ZM205 126H206V128H205ZM7 127V128H6ZM6 127H5V131H6V129H8V125H6ZM25 127H23L24 128V130H25ZM31 127V126H30ZM29 126H28V129L30 130V135L29 134H27V132L29 131V130H25L26 132L24 133V134H27L28 136H30L29 137V142H28V140H27V142H26V146L24 147V146H22L23 145V143H25V140L24 139H26V136H25V138L24 137H22V135H24V134H22L21 133V131H23V129L21 128V130H19L18 131V129L16 128H13V130H11L10 131V128L12 129V127H9V129L5 132L3 129V127H2V129L0 130V134L2 135V137H0V139L2 140L3 139V137L5 136V134H6V138H7V140H5V138H4V142L2 141V142H0V148L2 149V147H3V150L5 151V149H6V151L4 152V153H6L5 155H7L8 156V154L11 152V154L12 153H14V152H16V149H19V153H21V155H23V152L24 153H26V149H27V154H28V149H29V152H30V147H31V144H34V141L33 140H35V138L36 137H31L32 136V134H33V132L31 133V128H30ZM56 127V128H55ZM95 127H97L98 128V130H96L95 129ZM145 127H146V129H145ZM63 128H65V126L63 127ZM66 128H67V126H66ZM180 128H181V130H180ZM56 129V130H55ZM88 129V130H87ZM184 129V130H183ZM15 130H17V132L15 131ZM87 130V131H86ZM90 130V131H89ZM93 130V131H92ZM119 130L121 131V129H118L117 130V132L119 133ZM153 130H154V132H156L155 133V139H154V132H153ZM203 130V131H202ZM2 131H3V133L5 132V134H3L2 133ZM13 131H15L16 133H14ZM94 131H97V133H95ZM112 132V134H113V137H112V134H111V138H110V135H108V133L110 134L111 132ZM186 131V132H185ZM11 132L13 133L12 134V137L9 135V133L11 134ZM81 132H82V134H81ZM86 132V133H85ZM89 132V133H88ZM99 132V133H98ZM115 132V133H114ZM183 132V133H182ZM185 132V133H184ZM17 133H19V134H17ZM84 133V134H83ZM90 134H91V136L92 135H95V136H90ZM171 134V135H170ZM182 134H184V139H183V135ZM0 135V136H1ZM19 135H20V137H21V139H20V137H19ZM115 135V136H114ZM117 135V136H116ZM148 135V136H147ZM177 135V136H176ZM14 136V137H13ZM17 136V137H16ZM80 136H79V138H80ZM87 136V137H86ZM99 136V135H98ZM141 136H142V133H141ZM153 136V137H152ZM157 136H158V138H157ZM165 136V137H164ZM170 136L172 137V139H173V143H172V145H171V140H170ZM176 136V137H175ZM191 136V137H190ZM202 136V139L200 138ZM11 138V139H9V138ZM119 137H121V135L119 136ZM119 137L117 138V139H119ZM187 137V138H186ZM190 137V138H189ZM197 137V138H196ZM204 137V138H203ZM22 138H23V140H22ZM30 138H31V140H30ZM33 138V139H32ZM91 138H93V141L95 142H93V144H92V139ZM148 138H150L149 140H148ZM168 138H169V142L167 141L168 140ZM189 138V140L190 141H185V139L187 140ZM197 139L196 140V142H194V140L195 139ZM12 139H13V141H12ZM27 139H28V137H27ZM91 139V140H90ZM99 139H101V137L99 138ZM116 139V140H117ZM157 139V140H156ZM160 139V140H159ZM193 140V142H192V140ZM14 140H15V143H14ZM23 141V143H21V141ZM81 140V139H80ZM86 140H87V142H86ZM90 140V141H89ZM164 140V141H163ZM165 140H166V143H168V144H166L165 143ZM183 140V141H182ZM10 141V142H9ZM17 141H18V143H17ZM96 141H99L97 138H96ZM144 142H146L145 140H143ZM159 141H161L160 143H159ZM9 144H7V143ZM89 142H91V143H89ZM164 143V146H163V143ZM189 142V143H188ZM191 142V143H190ZM3 143H5L4 145H3ZM11 143H14L15 144V147H17V148H14L13 147V145L14 144H11ZM22 144L21 145V147H19L18 145H20V144ZM85 143V144H84ZM113 143V142H112ZM111 143V144H112ZM157 143H159V144H157ZM183 143V144H182ZM200 143H201V147H200ZM1 144H2V147H1ZM16 144H17V146H16ZM88 144V145H87ZM115 144H116V141H114V144H112V146L111 145H109V148H111V151H113L114 152V155H116L117 156V154L120 152V151H118V150H120V147H121V150L123 149V147H124V145H125V148H126V145L127 144H123V146H122V144H121V146L119 145V143H117L116 144V146H115ZM147 144V143H146ZM182 144V145H181ZM197 144V145H196ZM7 145V146H6ZM10 145H12L11 147L12 148H14V149H12L11 147H9V153L7 152L8 151V146H10ZM151 145L153 146L152 148H151ZM158 147H157V146ZM163 146V147H161L160 148V146ZM170 145V146H169ZM193 145H194V147H193ZM28 146V147H27ZM87 147V149H86V147ZM89 146V147H88ZM118 146V147H117ZM167 146V147H166ZM169 146V147H168ZM173 146V147H172ZM27 147V148H26ZM93 147V148H92ZM113 147V148H112ZM116 147V148H115ZM171 147V148H170ZM190 147V148H189ZM202 147H204L203 149H202ZM23 148H25V149H23ZM89 148H90V151H89ZM92 148V149H91ZM187 148H188V150H187ZM198 148H199V150H198ZM95 149H96V147H95ZM116 149V150H115ZM163 149V150H164ZM170 149V150H169ZM195 149H197V153H196V150ZM13 150V151H12ZM23 150V151H22ZM77 150V149H76ZM85 152H83V151ZM88 150V151H87ZM20 151H22V152H20ZM87 151V152H86ZM193 151V152H192ZM195 151V152H194ZM18 152V151H17ZM78 152V153H77ZM118 152V153H117ZM169 152V153H170ZM19 153H17V154H15V155H17V157L15 158L14 157V154L11 156V154H9L10 155V159H12L13 161H15L16 159H18L20 156H18V154ZM72 153V152H71ZM80 153V154H79ZM82 153H83V155H82ZM94 153V154H93ZM27 154H24L25 156L24 157H26V155ZM84 154H88V155H86V157L84 156ZM20 155V154H19ZM82 155V156H81ZM119 155V154H118ZM193 155V156H194ZM143 156V155H142ZM140 156L135 162H133V163H135L138 167L140 166V165H138L137 163H138V161H139V163L141 164L142 162H141V160H146L145 159V157L143 156ZM14 157V158H13ZM76 157V158H75ZM118 158H119V156H118ZM195 158H197V157H195ZM199 158V157H198ZM197 158V160H198V162H196V160H195V163H194V165L196 164V163H199V161L201 162V158L200 159H198ZM15 159V160H14ZM80 159V160H79ZM88 159H89V163H88ZM76 160V161H75ZM79 160V161H78ZM191 160V159H190ZM71 161H69V163H71ZM189 161V160H188ZM6 162V161H5ZM78 162V163H77ZM88 163V164H87ZM84 164V165H83ZM134 164V166H136ZM76 166V167H75ZM75 167V168H74ZM89 171V170H88ZM132 175H134L133 174V172L131 173ZM65 178V181L67 182V183H71V180H68L67 179V177L66 176H64ZM74 177V176H73ZM28 178L31 180V177L30 176H28ZM27 178V179H28ZM68 180V181H67ZM70 181V182H69ZM113 233V236H117V230L115 231V229H114V232H112ZM110 235H112V234H110ZM120 240V238L119 239H117V241H119ZM110 242H113V244H114V242H116V241H111L110 240ZM123 242V241H122ZM215 264H228L227 263V261H225V259H223V258H216L215 259Z\"/></svg>", "mask_w": 264, "mask_h": 264}]
</instances>
